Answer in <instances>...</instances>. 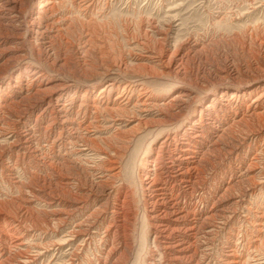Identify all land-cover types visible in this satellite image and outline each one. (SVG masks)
<instances>
[{"label": "rangeland", "instance_id": "1", "mask_svg": "<svg viewBox=\"0 0 264 264\" xmlns=\"http://www.w3.org/2000/svg\"><path fill=\"white\" fill-rule=\"evenodd\" d=\"M40 1L38 0L37 2H34V0H29L28 8L26 11L31 10V8L33 11V9H35L38 6V3ZM47 1L50 3L52 0H50V1L47 0ZM54 1L55 0H53V2ZM71 1H72V3H71ZM1 2H3V3H1ZM56 2H58V3L64 2V3L62 4L63 5L62 6L60 3L58 4ZM55 3L57 4V5L54 4V6L56 7V8L54 7L55 12L53 10V12L50 13V14H52L51 17L49 15V13H47L45 16L41 15L42 17L40 16L41 13L38 14L40 19L33 21L34 26L32 25V30H30V29H26V28H30V26H31V24L28 22V19L25 18V20L23 19L24 21L22 20V18H24L25 15H27V12L26 13L23 12V14H21L22 16L18 15L14 12L13 9H8L9 7L7 6V4H5V0H0V7L2 8V9L0 8V11H1V13H0L1 18L0 19L3 20V21L0 20V23H1L0 26L3 28V29L0 28L1 29L0 31H2V32H0L1 33L0 34V43L2 44V42H4V41L6 42L5 39H8L7 40L8 43L6 42L5 44H2V45H4L5 49H4V47H2V49L0 47V73L3 70L5 71V67L6 68L10 67V66L13 67V65H14V70L12 71L13 74L11 76L9 75L6 77V75L8 73L7 74H2V73L0 74V78L2 77V79L0 80V83L2 82L1 84L3 85V88H1V86H0V96L2 99L0 101V104H1L0 105V211H1L0 212V258H1L0 261L2 263L0 262V264H17V262L19 264H28V263L29 264H46L47 261H48L47 264H57L58 262H60V264H61L62 261H64L65 263L67 262L68 264H78V263L79 264H92V263L93 264H99V263L100 264H113V263L114 264H121L122 262H123L122 264H124V263L125 264H174V263L175 264H195L196 262H199L198 264H200V263L201 264H203V263L204 264H240L241 262H243L241 264H264V255H263L264 254V247H263L264 246V224L261 223V222H264V212H263L264 211V166H261V164L264 165V151H263L264 149H262V148H264V145H263L264 144V137H263L264 136V122H262V121H264V113H263L264 112V101H262V100H264V97L260 101V103L259 102L258 103H255V102L252 103V101H251L252 98L247 99L246 96H240L238 99L237 97H230V95H229V96L225 97L228 100H220L217 102L218 103L216 106V109L218 108L217 111H216V109L212 110V111L208 112V114L206 116H204V119H205L204 123H202V124L199 123L198 125L196 124V125L191 126V127L189 126L190 129H187V131H184L183 128L181 129L182 124H183L182 121H187V120L192 121V119L194 117L195 118L198 117V111L197 110L194 111L192 116L191 115L188 116L187 112L189 110H186L184 113V110L192 104V102H186L189 100L187 98H185L184 93H182V90H184L185 86L190 89V91L192 92L193 95H195V94L197 95L200 93V90L206 88V86L209 87L215 81H221L222 80L226 83L236 84L237 82H235V81H243L244 79H248L249 77H253L254 75H258V76L264 75V70H263L264 69V65H263L264 64V59H263L264 58L263 57V55H264V46H263L264 45V0H80V1L77 0V2H76V0H58V1L56 0ZM78 4H80L79 8L77 7ZM82 4L86 5V6H83ZM26 5H27V3H26ZM4 7H6V8H4ZM57 8L59 10H57ZM82 9H85V10H82ZM36 10L37 9L34 10L35 12L33 11L35 14H36ZM68 15L70 16V18L68 17ZM43 16H44V19H43ZM169 16L171 19L168 18ZM27 17L30 20H32L28 15H27ZM33 17L35 18L34 15H33ZM46 17H47V19H46ZM64 17H68L69 19L64 18ZM172 17H174V19ZM5 18H6V20H5ZM53 18H54V20H53ZM49 19H50V21H49ZM66 19H68V20L66 21ZM70 20H71V22H70ZM90 20L93 23L90 22ZM164 20L169 22L170 26L167 22L165 23ZM172 20H173V23H172ZM37 21L39 22V24ZM53 21L54 22L56 21V22L54 23ZM170 21L172 24L170 23ZM41 22H43V24H41ZM69 22H70V24H69ZM86 22L89 24H87ZM9 23H10V25H9ZM25 23L27 24V27H26ZM47 23H48V25H47ZM64 23H65V25L67 24V27L64 25ZM82 23H85L84 24L85 26L88 25L87 28H89V30H87L86 27ZM90 23H92V24H90ZM150 23L153 26H151ZM71 24H73L72 25L73 27H71ZM161 25H163V26H161ZM255 25H257V27L259 29ZM7 26H9V27H7ZM45 26H47V27H45ZM49 26H50V28H49ZM68 26H70L72 29ZM159 26H161V27H159ZM55 27H56V29H55ZM62 27H66V29L65 28L62 29ZM162 27H163V29H162ZM42 28L45 30H43ZM253 28L255 29V31ZM11 29H13V30H11ZM46 29H48V30H46ZM53 29H54V31H52ZM69 29H71V30H69ZM156 29H158V30L160 29L161 32L160 31L158 32V30H156ZM170 29H172V30H170ZM250 29L252 30V34H251ZM6 30H8V31H6ZM40 30L42 33H40ZM55 30H58V31L60 30V31L58 32ZM85 30H87V31H85ZM166 30H167V32H166ZM4 31H5V33H4ZM31 31H33V32H31ZM88 31H89V33H88ZM10 32H12V33H10ZM36 32H37L38 36L34 34ZM85 32H86V34H85ZM164 32H166V33H164ZM49 33H51V34H49ZM61 33H63V34H61ZM59 34H61V35H59ZM10 35H12V36H10ZM53 35H54V37H53ZM163 35L165 36V38H161V37H164ZM13 36H16V37L12 38ZM24 36H25V38H24ZM155 36H157V37H155ZM58 37L60 40L58 39ZM60 37H62V38H60ZM88 37L90 39L93 38V41H91ZM145 37H146V40H145ZM148 37L150 38V40ZM29 38H30L31 42H29ZM54 39H56L57 43ZM158 39H160V40H158ZM236 39H237V41H236ZM144 40L146 43L148 42L146 45H145ZM164 40H165L166 44L164 43ZM85 41H86V43H84ZM238 41H240V42H238ZM49 42H52V44ZM150 42H151V44H150ZM158 42L161 44H164V46L162 45L160 47V44ZM175 42H179V43H175ZM139 43H141V44H139ZM155 43H156V45H155ZM174 43H175V45L177 44L179 46H175ZM8 44H9V47H8ZM57 44L58 45L60 44V46H57ZM148 44L152 45V47H149L150 45L148 46ZM50 45H52V46H50ZM17 46H19V48ZM49 46H50V49H49ZM56 46L59 47L58 48L59 50L57 49ZM87 46H88V48H87ZM145 46L147 48L148 47L149 48L147 49ZM162 47H163V49H162ZM46 48H47V50H46ZM52 48L53 49L55 48L54 50L56 51L55 52L56 54H54V52H53L54 50L52 51ZM64 48H66L65 51H63ZM150 48H152L153 50L155 49L154 52ZM157 49H158V51H157ZM249 49H251V50H249ZM51 51L53 53H51ZM256 51H259L262 54L259 52L257 54L254 53ZM58 52H59V55H57ZM195 53H196V55H195ZM19 54L20 55L24 54V55L20 56ZM25 54H27V55L25 56ZM146 54L147 55L149 54L151 57H149V55L147 56ZM155 54L156 55L159 54V55L156 56ZM14 55H16V56H14ZM163 55L166 56L165 59H163L164 62L163 61L160 62L159 59ZM177 55L183 56L182 63L177 62L178 64H180L177 67L180 68V66L182 65L181 73H184V76L182 77V75H181L180 78L175 79V77H172V76L166 77V76L161 75L160 73L163 69V65L168 64L170 59L175 58ZM37 56L40 58H38ZM57 56H59V57H57ZM258 56H260V57L258 58ZM17 57L19 60H17ZM43 57H45V58H43ZM63 57L66 58L67 62L66 61L64 62L65 58H63ZM156 57H157V59H156ZM12 58H14V59H12ZM54 58H56V59H54ZM150 58H152V59H150ZM254 58H256V59H254ZM10 59H12V61ZM155 59L158 61H156ZM44 60H45V62H43ZM259 61H261V62H259ZM58 62H59V64H58ZM170 62H172V61H170ZM183 62H185V63L183 64ZM223 62H225V63H223ZM246 62H247V64H246ZM113 64H115V66ZM119 64H120V66H119ZM256 64H259V66ZM236 65L239 66V70L238 69L236 70V67H238ZM245 65L247 67H245ZM25 66L29 67V68H27L28 73L23 72V69ZM50 66H51V68H50ZM117 66L119 69H117ZM249 66H251V67H249ZM62 67H63V69H62ZM64 67H65V70H64ZM111 67H113L114 69ZM115 67H116V69H115ZM231 68H233V69H231ZM247 68L250 71L247 70ZM34 70H36V71L43 70L45 73L48 72V74H58L59 73L58 75H60V78L63 79V80H61V82L66 81V82H70L72 84V86H70V89H68L69 92L67 93V95H65V96L62 95L57 100L50 99V92H52V90L50 87L44 88L41 86L40 82H42V77L39 78V76H38L39 73L36 72L33 75L34 77L29 75ZM93 70H95V71L93 72ZM226 70H228V71H226ZM107 71H110V72L107 73ZM118 71H120V72L118 73ZM122 71L124 73H122ZM234 71H235V73H234ZM61 72H63L65 75ZM77 72L80 74L78 75ZM252 72H254V73H252ZM172 73H175V70H172ZM237 73H238V75H236ZM84 74H85L86 78L83 76ZM86 74H87V76H86ZM98 74H102V75L104 74L103 77L104 76H106V77L100 78L98 76H101V75H98ZM73 75H74V77H73ZM77 75L79 76V78ZM89 75H91L90 76L91 78L89 77ZM248 75H250V76H248ZM30 76H31V78H30ZM76 76L78 79L76 78ZM81 76H82V78H81ZM35 77H38V78H35ZM244 77H248V78H244ZM89 78L90 79L96 78L94 81L92 80L91 83H96L97 86L94 88V91L92 92V94H90L91 97L88 98V97H83V94H82L83 89H84L83 86L80 88L79 91L76 89L75 86H76V84H80V82H82V81H85V84H89V82H87L89 80ZM180 79H182V80H180ZM183 79H184V81H183ZM194 79H196V82H198V84H197V87L199 88V89L197 88L198 90L196 89ZM227 79L228 80L230 79V80L227 81ZM16 80H18V81L16 82ZM106 80H114L113 82L115 83L116 86L114 85L115 86L114 88H112L110 91L105 93V96L108 99L103 100V99H101V94L98 95L96 93V91L101 87V85L104 84V82ZM132 80H135V82H134L135 84H130L132 86H130L129 88H126V87L123 88L124 86H127L128 83H131ZM197 80H200V81H197ZM29 81H30V85H29ZM202 81L205 83L207 82L206 84H208V85H204L205 83L201 85V83H203ZM7 82H10V83H7ZM187 82L190 84H188ZM10 84H13V85H10ZM200 86H202V88ZM5 87H7V90ZM37 89H38V91L36 93H34V90H37ZM39 89L41 90L42 93L39 91ZM42 89H44V91ZM179 90H181V91H179ZM46 91H47V93H44ZM150 92L153 93L155 99H157L158 101L150 100L147 98ZM32 94H34V95H32ZM42 94L45 96H43ZM46 94H48V95H46ZM182 94H183V96H182ZM40 95L43 98L39 97ZM120 95H123V96L118 100L119 101L118 102L119 108L117 105H115L113 108L112 106H113L114 101L116 99L115 96L119 97ZM175 95H176V97H174L173 101H168V99H169L168 97H172ZM32 96H34V99L32 98ZM62 97L65 100L62 99ZM93 97H94V99H93ZM99 99H101V100H99ZM185 99H187V100H185ZM84 100H85V102H84ZM95 100L98 101L99 106H100L96 110L93 109L91 106H89ZM166 100H167V102H166ZM140 101H141V103H140ZM177 101H179V104L177 103ZM225 101H229V102L232 101L233 104L229 105L228 107H226L224 109H220L221 103L222 104L226 103ZM239 101H240V103H239ZM3 102H5V104L6 103L7 104L5 105ZM80 102H83L84 104L82 105V103H80ZM142 102H144V103H142ZM165 102L167 104H165ZM63 103H65V104H63ZM8 104H9V106H8ZM169 104L171 106H173V108L174 107L175 108L174 109H172V107L170 108ZM248 104H249V106L246 108V105H248ZM254 104H256V106ZM38 105H40V106H38ZM1 106L2 107L4 106V107L2 108ZM105 106L108 108V110L109 109H110V111L112 110L110 112V116H108L106 114V112L103 110V108ZM185 106H186V108H185ZM61 107H62V109H64L65 107L66 108L64 110H62ZM120 107H122V108H120ZM162 107H163L164 113L162 112ZM73 108H75V109H73ZM157 108H159V109H157ZM67 109H68V111H67ZM90 109H93L94 111L90 110ZM99 109H101V110H99ZM165 109H166V111H168L169 114L165 111ZM52 110H53V112H52ZM65 110H66V112H65ZM77 110H79V111H77ZM177 110H180L181 113ZM172 111H173V113H172ZM38 112L39 113L41 112V113L39 114ZM78 112H79V114H78ZM95 112L97 113V116H96ZM112 112H114V113L112 114ZM120 112H122L123 114ZM89 113H91V115ZM126 113H127V115H125ZM249 113L250 114L252 113L251 114L252 116L248 115ZM255 113H259V114H255ZM111 114H112V116H111ZM130 114H132V115H130ZM134 114L136 116H133ZM176 114L178 116H176ZM40 115H41V117H40ZM214 115L217 116L218 118L215 117ZM64 116L65 117L68 116L66 118H69V122H66L64 120ZM113 116H114L115 120L117 119L114 124L111 123L112 119H110ZM117 116L119 118H117ZM166 116H167V118H166ZM175 116H176V119L179 118L180 124L177 123L176 124L177 127H176V125L175 126L172 125L173 127L169 126L167 122L168 121L171 122V119H174ZM179 116L180 117L183 116V117L180 118ZM258 116L263 117V118L260 117L262 119L261 121H259L260 118ZM243 117H246V118L243 119ZM248 117L254 118V120L256 122L254 120H251L252 118L249 119ZM34 118H36V119H34ZM96 118H97V120H96ZM124 118H126V119H124ZM168 118H171V119L169 120ZM71 119H72V122L70 123ZM94 119L96 120V122ZM233 119L236 121H234ZM248 119H249V122H248ZM256 119H258V122L260 123L259 125H258V122ZM16 120H17V122H16ZM49 120L51 121V123ZM52 120H53V122H52ZM75 120L77 121V123ZM89 120L90 121L92 120L91 121L92 125H94L96 123L94 126H96V125L97 126L92 127V125L89 124ZM141 120H143V121H141ZM162 120H164V121H162ZM240 120H243V121H240ZM80 121H82V123ZM121 121H123V122H121ZM207 121H208V123H207ZM250 121H251V123L254 121L251 126H250V124H251ZM46 122H48L49 124ZM61 122H62V124H61ZM78 122H80V124H78ZM228 122H230V124ZM237 122H238V124H237ZM45 123H46V125H45ZM159 123H163L164 125L163 124L159 125ZM165 123H167V124H165ZM245 123H248V126ZM73 124H75V125H73ZM84 124H87V125H84ZM109 124L110 125L112 124V125L110 126ZM233 124H236L235 125L236 129L235 128L232 129ZM226 125L228 126V128L230 127L228 130L231 134L229 132H227V130L225 129V128H227ZM237 125H239V126L237 127ZM46 126H48L49 128H47ZM84 126L86 127V129ZM142 126H143V128H142ZM252 126H253V128H250V131L253 134L249 131V129H247V127L249 128ZM254 126H255V128H254ZM15 127L17 130L15 129ZM44 127L47 128V130ZM233 127H234V125H233ZM239 127H242L243 129H241ZM258 127H260V128H258ZM66 128H68V129H66ZM128 128H130V129H128ZM54 129H56V131L59 132L60 137H57L58 139L55 138L58 134ZM60 129H62L61 132L58 131ZM64 129H65V131H64ZM76 129H78V130H76ZM94 129H96V130H94ZM191 129L195 130L194 134H196V133L198 134V137H196V139L195 138L191 139L192 141L188 140L189 137L187 136L188 130H191ZM222 129H223V131H222ZM244 129L246 131H244ZM257 129H259L260 131ZM17 131L19 134L17 133ZM221 132H223V133L221 134ZM225 132H227V133H225ZM80 134L86 135V136H82ZM88 134L90 137L95 136L94 139L97 142H95L92 137H91L92 138L91 139L88 136ZM203 134H205V135H203ZM27 135H29V136H27ZM200 135H202V136H200ZM217 135H218V137H217ZM233 135L235 137H232ZM6 136L8 137V139ZM25 136L28 138H26ZM112 136L115 138H113ZM117 136H118V138L120 136L119 140L121 141L123 139L124 142H122V141L120 142L119 140H118L119 141L118 142ZM180 136H181V138H180ZM219 136H220V138H219ZM260 136H262V137H260ZM61 137H63V138H61ZM107 137H108V139H107ZM51 138H52V140H51ZM53 138H54V140H53ZM81 138H83L84 140ZM86 138H89V141H91V143L93 144V145L91 144V146H93V147L90 146V142ZM101 138H102V140H101ZM103 138H106V140ZM124 138L125 139L127 138L126 141ZM128 138H131V140ZM14 139L15 140L19 139V140L16 142ZM23 139H25V140H23ZM66 140H69V141L67 142ZM103 140H105V141H103ZM212 140H214L215 143L218 140L219 141L215 145L214 141H212ZM8 141L9 142L11 141L12 145L13 144L14 145L12 146L11 144H9ZM53 141H55V142H53ZM59 141L61 142V144ZM13 142H15V143H13ZM18 142H19V144H18ZM29 142H31V143H29ZM64 142H66V143L63 144ZM71 142H72V144H71ZM210 142L212 143V145ZM85 143L88 144L90 149H87V148L83 149L82 145ZM118 143H120V146ZM123 143H125V144H123ZM173 143H176V144H173ZM186 143H188V146L185 145ZM252 143H254V144H252ZM28 144H29V146H28ZM121 144L125 145V146H122ZM161 144H162V148H161ZM104 145L106 146V148ZM112 145H114V146L116 145L115 148H113L114 146H112ZM117 145L120 149L117 147ZM167 145H168V147H167ZM121 147L122 148L124 147V148L122 149ZM186 147L191 148L190 150H191L192 154L190 153V155L192 157H194L190 161H187V162L184 160H181L177 156L179 151H180L179 149H183ZM207 147H209V149H207ZM27 148H28V150H27ZM95 148L97 150H93ZM111 148L114 150H112ZM117 148L119 150H117ZM158 148H159V150H158ZM11 149H14V150L12 151ZM32 149H34V151ZM105 149L108 153L105 151ZM22 150H24V151H22ZM98 150H100V152L102 151L101 153L103 155L98 154L97 153V152H99ZM256 150H257V152H256ZM20 151H22V152L20 153ZM112 151H116V152H114L115 155H117L121 152L122 154L120 153L119 155H121V157H123V158H121L119 160L120 156H118V155H117V157L114 156ZM202 151H203V153H202ZM206 151L208 153H206ZM16 152H17V154H16ZM261 152H263V153H261ZM104 153H106V157L108 156L107 158H109V159H107L105 157ZM162 154H163V156H162ZM21 155H23V156H21ZM110 155H112L116 158H114ZM172 155H173V157H171ZM86 156H87V158H86ZM159 156H160V159H159ZM202 156H203V158H202ZM199 157H200V159H202V161L199 160ZM95 158H97V160ZM103 158H105V159H103ZM111 158H114L115 160L114 159L112 160ZM170 158H171V160H170ZM168 159H169V161H168ZM50 160H51V162H50ZM109 160H111V163H112V164L110 163L111 167H108L105 170V167H107V166H105L104 163L110 162ZM196 160H198V161H196ZM118 161H119V163H118ZM53 162L56 163L61 169L58 168V166L56 164H54ZM65 162H67L66 165L67 164L70 165V166L67 165L68 169H67L66 165L64 166V164H60V163H65ZM198 162H201V163H199L200 165L198 164ZM248 162H249V164H248ZM255 162H257V163H255ZM51 163H52V166H49V164L51 165ZM72 163H74V164H72ZM90 163L95 168L93 167V169H92V166H90ZM161 163L163 165H161ZM175 163H177V164L175 165ZM191 163H196L198 165L195 164L196 166L195 165L189 166ZM201 164H202V166H201ZM114 165H115V167H114ZM255 165L257 167H254ZM117 166H118V168H117ZM249 166H251V168ZM252 166H253V168H252ZM7 167L9 169H7ZM50 167H52L55 171L52 170V168H50ZM63 167H65L67 170ZM72 167H74V168H72ZM147 167H149L150 173L146 172L144 170ZM155 167H157V168H155ZM194 167H195V169H194ZM261 167H263V168H261ZM187 168L188 169L190 168V170H188ZM197 168H199V169H197ZM243 168H245V169H243ZM114 169H115L116 173H115V175H112ZM192 169H193V171H192ZM58 170L62 171V173H60ZM79 170H80V172H79ZM49 171H50V173H52V175L49 173ZM67 171H69V172H67ZM179 171H182V175H183L182 177L179 176V174H178ZM196 171H197V173H196ZM55 172H59V173H55ZM71 172H73V173L70 174ZM153 172H155V173L157 172L156 173L157 175L154 177L149 176ZM117 173H119V174H117ZM77 174H79L80 176L79 175L76 176ZM146 174H147V176H146ZM164 174H167V175H164ZM171 174H173L176 177L172 176ZM49 175L51 177H49ZM108 175H110V176H108ZM63 176H65V177H63ZM67 176H70V177H67ZM75 176L77 178H74ZM78 177H80V178H78ZM149 177H151V179L155 178V177L158 179V177L159 178L161 177V179H159V181L156 178L151 180ZM109 178H111V179L109 180ZM180 178L182 179V181ZM38 179H39V181H38ZM50 179H52V180H50ZM79 179H81L82 181L80 180V182H79L78 181ZM112 179H114V182L112 181ZM186 179H187V181H186ZM195 179H196L195 182L198 184H196V183L194 184ZM60 180H62V182ZM107 180H109V181H107ZM190 180L193 183L190 182ZM104 181H106V184L104 183ZM153 181H157L159 183L156 184L157 186H152L151 189L148 188L151 186V183H153ZM164 181H165V183H164ZM42 182L44 183V185H42L43 184ZM53 182H55V183H53ZM64 182H65V184H64ZM67 182H68V184H67ZM75 182H77L78 184ZM110 182H113L115 185L113 183H111L113 187H109V186H111V185H109ZM176 182H177V184H176ZM99 183H100V185L102 184L101 187H99L100 186ZM178 183H180V184H178ZM181 183H182V185H181ZM191 183L193 184L192 185L193 188L190 187ZM253 183L256 186L253 185ZM153 184H155V183H153ZM184 184H185V186H183ZM64 185H66V187H64ZM106 185H108V186H106ZM148 185H150V186H148ZM230 185H233V186L231 187ZM250 185H252V186H250ZM43 186H44V188H43ZM51 186H53V188H51ZM158 186H162V187L164 186L163 187L165 189L164 194H163L162 190H160L159 188L155 189ZM194 186H196V187H194ZM62 187L64 188V191H62L63 190ZM90 187H91V189H89ZM182 187L186 191H184ZM38 188H40V189H38ZM152 188H154V189H152ZM60 189H62V190H60ZM49 190L51 192L54 191V192H52V195H55V196H52L50 194L51 192ZM112 190L114 191V194H113ZM223 190L225 193L223 192ZM27 191H28V193H27ZM56 191L58 192V194ZM69 191L74 192V194H70V197H69V193H68ZM32 192L35 195L34 194L31 195ZM45 192H48V194L47 193L44 194ZM55 192L58 195V197H56L57 195L55 194ZM63 192H65V193H63ZM75 192H77V194ZM189 192H192V193H189ZM62 193H63V195H62ZM79 193H81V194H79ZM187 193L190 195L188 196ZM71 195H72V197H71ZM80 195H82V196H80ZM88 195H89V197H87ZM37 196L39 198H42L43 200L42 199L39 200V198H37ZM43 196L45 199L43 198ZM219 196L221 198H219ZM67 197H68V199H67ZM73 197H74V200H77V197H79L78 198L79 200L82 199V201L85 202L86 208L84 210H81V212H80L75 207L78 205H73V203H74V200L72 199ZM80 197H82V198L80 199ZM85 197H87V198L83 199ZM143 197H145L146 200H144L145 198H143ZM64 198H66V200ZM185 198H186V200H185ZM125 199H127V200H125ZM220 199H222L223 201H220ZM236 199H239V200H236ZM45 200H46V202H45ZM164 200H165V202H164ZM210 200H211V202H210ZM217 200L219 201L220 204L217 203L218 202ZM143 201H145V202L147 201L146 204ZM151 201H153V202H151ZM158 201H160L161 203ZM213 201H215L214 205H213ZM239 201H240V203H239ZM104 202H105V204H104ZM99 204H101V205H99ZM103 204L105 206H103ZM124 205H126V206H124ZM170 205H172V206L170 207ZM106 206H108V208ZM192 206H193V208H192ZM222 206L227 207V208H224ZM234 206H235V208H234ZM27 207H28V209H26ZM147 207L149 208V210ZM230 207H232V208H230ZM56 208H60V209L56 210ZM64 208H65V210H64ZM106 208H107V211H104V210H106ZM183 208H184V210H182ZM255 208H256V210L254 211ZM66 209L68 210V212H70V216L72 215L71 217H66L63 214H59L62 211L66 212ZM98 209H100V210L98 211ZM101 209L103 211H101ZM111 209L113 211H110ZM116 209H117V211L115 212ZM175 209H177V211H178L177 213H176ZM229 209L230 210L235 209V210L230 211ZM86 210H87V212H85ZM121 210L124 211V214H123V212H121ZM48 211H50V212H48ZM95 211H96V213H95ZM186 211H188L187 213H189V214H186ZM52 212H54V213H52ZM113 212H114V214H113ZM183 212H184V214H183ZM217 212H218V214H217ZM233 212H234V214H233ZM9 213H11V214L9 215ZM88 213L91 215H89ZM213 213H214V215H213ZM219 213H221L222 215ZM225 213H227L229 216ZM211 214L213 216H211ZM215 214H217V215H215ZM223 214H224V216H223ZM240 214H241V217L238 216ZM260 214H262L263 217ZM12 215H13V217H12ZM23 215H25L26 217H24ZM230 215H231V217H230ZM61 216H63L64 218L66 217V220L63 219ZM75 216H77V217H75ZM91 216L94 218V220ZM124 216L127 218H125ZM183 216H185V217H183ZM209 216H211L212 218L213 217H215V218L212 219ZM53 217L54 218L56 217V218L54 219ZM114 217H115V219H114ZM173 217L175 219L177 217V219L174 220ZM179 217H181V219ZM191 217L193 220L190 219ZM199 217L202 218L203 220H201ZM223 217H225V220ZM16 218H18V219H16ZM57 218L58 219L61 218L60 221H58ZM124 218H125V221H124ZM204 218H206V219H204ZM85 219H87V220L85 221ZM108 219L109 220L111 219V220L109 221ZM207 219H209L214 225L210 224L211 222ZM17 220H19L21 223ZM247 220H249V221H247ZM61 221H64V222H62L63 224L59 223ZM74 221H76V222H74ZM201 221H202V223L199 224ZM83 222H84V224H83ZM111 222L113 224H111ZM121 222H122V224H121ZM205 222H208V223H206L207 225L204 224ZM85 223H86V225H85ZM91 223H92V225H91ZM106 223H107L108 227H107ZM153 223H155V224H153ZM17 224H18V226H17ZM21 224H22V226H21ZM44 224L47 226H45ZM52 224H54V225H52ZM56 224L58 226H56ZM218 224L220 227L218 226ZM37 225H39V226H37ZM198 225H199V230L201 231V233L198 229H196ZM42 226L44 227V229H42L43 228ZM50 226H51V228H50ZM76 226H78V227H76ZM94 226H95V228H94ZM191 226H192V229L189 228ZM17 227H19V228H17ZM45 227H47L48 229ZM52 227L55 228V230H53ZM259 227H260V229H259ZM70 228H71V230L73 228V232L70 230ZM82 228L84 230L88 228V230H85V232H84V230ZM106 228H108L109 230L108 229L105 230ZM115 228H117V229H115ZM253 228L256 230H254ZM81 229L83 231H80ZM158 229H161V230L158 231ZM3 230H5L7 232V234H4L5 232H3ZM49 230H51V231H49ZM67 230L69 232H67ZM208 230H209V232H212V234L208 233ZM70 231H71V233H70ZM8 232L10 234L9 236H8ZM44 232H45V234H44ZM79 232H81V233H79ZM111 232L114 234H111ZM231 232H234V233L232 234ZM88 233H90V234H88ZM118 233H120V234H118ZM247 233H248V235H247ZM18 234L19 235L22 234V235L19 236ZM164 234H166V235H164ZM199 234H201V235H199ZM69 235H70V237L73 236L71 238L72 241L69 238ZM94 235H95V238L93 237ZM101 235H103V236H101ZM115 235H117L118 237ZM256 235H257V239H255ZM15 236H16V238H15ZM90 236H92V237H90ZM99 236L101 238L100 241H99ZM154 236H156L155 239H154ZM9 237H11V238L9 239ZM195 237L197 239H195ZM60 239L61 240L64 239L63 243H61L62 241ZM253 239H255V240H253ZM10 240H11V242H8ZM49 240H51V241H49ZM192 240H194V242ZM64 241H65V244H64ZM110 241L112 242V244ZM181 241H182V243L178 244L179 245V247H178L177 243H179ZM49 242H51V243H49ZM71 242H73V243H71ZM80 242H81V244L82 243L83 244L82 245L80 244L78 246L77 244H79ZM88 242H90V243H88ZM196 242H197V245H196ZM262 242H263V245H260V243L262 244ZM44 243H47V244H45V247L42 246V245H44ZM153 243H155V244H153ZM193 243H195V244H193ZM198 243H200V244H198ZM257 243H258V245H257ZM39 244L41 247L39 246ZM56 244L57 245L59 244V245L57 246ZM110 244L113 246H111ZM165 244H166V247H165ZM9 245H11V246L13 245V246L11 247ZM47 245H48V247H47ZM114 245H116L117 248H114ZM188 245L190 247H187ZM191 245H192V247H191ZM254 245L256 247H253ZM7 246H9V247H7ZM122 246H123V251H122ZM124 246H126V247H124ZM228 246H229V248H228ZM257 246L258 247L260 246V248H258ZM14 247H16V248H14ZM25 247H27V248H25ZM50 247H52V248H50ZM73 247H75V250ZM9 248H11L12 250L10 251ZM20 248L23 250H21ZM28 248H29V250H28ZM72 248H73V250H72ZM125 248H126V251H125ZM173 248H174V250H173ZM177 248H184L182 250H184L186 252V254H188V255H186L187 258L184 257V258L180 259L181 260L180 261L179 258L176 256V250L175 249H177ZM3 249H5V250L3 251ZM32 249H33V251H32ZM47 249H49V250H47ZM107 249H110V250L112 249L111 250L112 253L109 252L110 250H108V252H107ZM194 249L196 250V252H192V251H195ZM201 249H203V250H201ZM20 250L23 252L20 253L19 252ZM258 250H259V252H258ZM35 251H41V252H37V255H35V253H34ZM251 251H252V253H251ZM124 252L127 254L124 255ZM161 252H163V254ZM201 252H202V254H201ZM58 253H60V254H58ZM105 253H107V254L105 255ZM22 254H25V255H22ZM117 254H120V255H117ZM189 254H190V256H189ZM199 254H201L202 256ZM203 254L205 257H203ZM102 255H104V256H102ZM121 255H123L124 257H122ZM162 255H164V256H162ZM24 256H26V257H24ZM29 256H30V258H29ZM32 256H33V258H32ZM174 256H175V258H174ZM198 256H201V257H198ZM38 257H39V259H38ZM55 257H56V259H54ZM176 257H177V259H176ZM220 257H222V258L220 259ZM255 257H257V258H255ZM49 258H51V259H49ZM124 258H125L126 262L124 261ZM167 258H169V259H167ZM197 258H199V260H197ZM242 258H243V260H242ZM6 259L7 260L9 259V260L7 261ZM22 259H24V260H22ZM102 259H104V260H102ZM113 259L114 260L116 259L120 263L119 262L116 263L117 261L116 260L114 261ZM162 259H164V260L162 261ZM189 259H191V260H189ZM234 259H235V261H234ZM222 260H223V262H222ZM226 260H227V262H226ZM53 261L55 263H53ZM112 261H113V263H111ZM224 262H226V263H224ZM65 263H63V264H65Z\"/></svg>", "mask_w": 264, "mask_h": 264}, {"label": "bare ground", "instance_id": "2", "mask_svg": "<svg viewBox=\"0 0 264 264\" xmlns=\"http://www.w3.org/2000/svg\"><path fill=\"white\" fill-rule=\"evenodd\" d=\"M37 1H38V0H34V2H37ZM39 1H40V0H39ZM49 1H50V0H49ZM55 1H56V0H55ZM55 1L53 2V0H52V1L49 3L47 0H41V1L38 3V6L35 8V9H37V10H36V14L34 13V12H35V11H34L35 9H33V11H34V12H33V11H32V8H31V10L26 11L27 8H28L29 0H5V4H7V6L9 7L8 9H13L14 12H15L16 14H18V15L23 14V12H24V13L27 12V15H28L32 20H30V19L27 17V15H25V17L22 18V20H23V19L25 20V18L28 19V22L31 24V26H30V28H26V27H27V24L25 23V24H26V27H25V28H26V29H30V30H32L33 21H36V20L40 19L39 16H38V14L41 13L40 16H41V15H44V16H45L47 13H49V15H50V17H51L52 14H50V13H52L53 10H54V12H55V9H54L55 6H54V4L58 3V2L55 3ZM57 1H58V0H57ZM79 1H80V0H79ZM60 2H61V1H60ZM60 2H59V3H60ZM64 2H65V1H64ZM64 2H63V3H64ZM73 2H74V1H73ZM76 2H77V0H76ZM93 2H94V1H93ZM1 3H3V2H1ZM26 3H27V5H26ZM59 3H58V4H59ZM63 3H60V4L62 5ZM71 3H72V1H71ZM83 3H84V2H83ZM89 3H90V2H89ZM89 3H88V4H89ZM90 4H91V3H90ZM56 5H57V4H56ZM79 5H80V4L77 5L78 8H79ZM82 5H83V4H82ZM58 6H59V5H58ZM62 6H63V5H62ZM83 6H86V5H83ZM92 6H93V5H92ZM0 8H1V7H0ZM4 8H6V7H4ZM55 8H56V7H55ZM82 8H83V7H82ZM91 8H92V7H91ZM1 9H2V8H1ZM57 10H59V9L57 8ZM82 10H85V9H82ZM7 11H8V10H7ZM0 13H1V11H0ZM5 14H6V13H5ZM2 15H3V14H2ZM33 15L35 16V18L33 17ZM49 15H48V16H49ZM0 16H1V15H0ZM10 16H11V15H10ZM16 16H17V15H16ZM21 16H22V15H21ZM44 16H43V19H44ZM62 16H63V15H62ZM3 17H4V16H3ZM41 17H42V16H41ZM68 17L70 18L69 15H68ZM68 17H64V18H68ZM89 17H90V16H89ZM0 18H1V17H0ZM6 18H7V17H6ZM6 18H5V20H6ZM69 18H68V19H69ZM81 18H82V17H81ZM168 18H170V16H169ZM172 18L174 19V17H172ZM11 19H12V18H11ZM46 19H47V17H46ZM62 19H63V18H62ZM68 19H66V21H67ZM91 19H92V18H91ZM164 19H165V18H164ZM166 19H167V18H166ZM170 19H171V18H170ZM0 20H2V19H0ZM13 20H14V19H13ZM15 20H16V19H15ZM24 20H23V21H24ZM41 20H42V19H41ZM41 20H40V21H41ZM51 20H52V19H51ZM53 20H54V18H53ZM55 20H56V19H55ZM72 20H73V19H72ZM167 20H168V19H167ZM2 21H3V20H2ZM16 21H17V20H16ZM16 21H15V22H16ZM19 21H20V20H19ZM49 21H50V19H49ZM28 22H27V23H28ZM37 22H38V21H37ZM45 22H46V21H45ZM53 22H54V21H53ZM55 22H56V21H55ZM55 22H54V23H55ZM61 22H62V21H61ZM70 22H71V20H70ZM70 22H69V24H70ZM87 22H88V21H87ZM87 22H86V23H87ZM90 22H92V21L90 20ZM162 22H163V21H162ZM164 22L166 23L167 21L164 20ZM34 23H35V22H34ZM48 23H49V22H48ZM48 23H47V25H48ZM51 23H52V22H51ZM92 23H93V22H92ZM92 23H90V24H92ZM167 23L169 24V22H167ZM170 23H171V21H170ZM172 23H173V20H172ZM172 23H171V24H172ZM16 24H17V23H16ZM38 24H39V22H38ZM41 24H43V22H41ZM69 24H68V25H69ZM82 24L84 25L85 23H82ZM87 24H89V23H87ZM150 24H151V23H150ZM150 24H149V25H150ZM0 25H1V23H0ZM9 25H10V23H9ZM28 25H29V24H28ZM64 25H65V23H64ZM72 25H73V24H71V27H73ZM83 25H82V26H83ZM33 26H34V25H33ZM37 26H38V25H37ZM51 26H52V25H51ZM65 26L67 27V24H66ZM84 26H85V25H84ZM84 26H83V27H84ZM151 26H153V25L151 24ZM151 26H150V27H151ZM161 26H163V25H161ZM161 26H159V27H161ZM169 26H170V24H169ZM255 26L257 27V25H255ZM7 27H9V26H7ZM40 27H41V26H40ZM45 27H47V26H45ZM52 27H53V26H52ZM66 27H62V29H64V28L66 29ZM68 27H70V26H68ZM71 27H70V28H71ZM83 27H82V28H83ZM85 27H86L87 30H89V28H87L88 25L85 26ZM85 27H84V28H85ZM147 27H148V26H147ZM256 27H255V28H256ZM260 27H261V26H260ZM0 28H2V27L0 26ZM49 28H50V26H49ZM173 28H174V27H173ZM257 28H258V27H257ZM257 28H256V29H257ZM2 29H3V28H2ZM9 29H10V28H9ZM34 29H35V28H34ZM42 29H43V28H42ZM55 29H56V27H55ZM71 29H72V28H71ZM71 29H69V30H71ZM93 29H94V28H93ZM140 29H141V28H140ZM162 29H163V27H162ZM165 29H166V28H165ZM168 29H169V28H168ZM251 29H252V28H251ZM251 29H250V30H251ZM253 29H254V28H253ZM258 29H259V28H258ZM0 30H1V29H0ZM11 30H13V29H11ZM19 30H20V29H19ZM43 30H45V29H43ZM43 30H42V31H43ZM46 30H48V29H46ZM82 30H83V29H82ZM87 30H85V31H87ZM141 30H142V29H141ZM144 30H145V29H144ZM149 30H150V29H149ZM151 30H152V29H151ZM156 30H158V29H156ZM170 30H172V29H170ZM6 31H8V30H6ZM37 31H38V30H37ZM52 31H54V29H53ZM55 31H58V30H55ZM59 31H60V30H59ZM59 31H58V32H59ZM65 31H66V30H65ZM65 31H64V32H65ZM159 31H160V29L158 30V32H159ZM254 31H255V29H254ZM0 32H2V31H0ZM31 32H33V31H31ZM43 32H44V31H43ZM69 32H70V31H69ZM160 32H161V31H160ZM162 32H163V31H162ZM166 32H167V30H166ZM166 32H164V33H166ZM4 33H5V31H4ZM4 33H3V34H4ZM10 33H12V32H10ZM24 33H25V32H24ZM40 33H42L41 30H40ZM56 33H57V32H56ZM56 33H55V34H56ZM65 33H66V32H65ZM71 33H72V32H71ZM88 33H89V31H88ZM244 33H245V32H244ZM0 34H1V33H0ZM27 34H28V33H27ZM34 34L37 35V32L34 33ZM49 34H51V33H49ZM61 34H63V33H61ZM61 34H59V35H61ZM83 34H84V33H83ZM85 34H86V32H85ZM170 34H171V33H170ZM247 34H248V33H247ZM251 34H252V30H251ZM20 35H21V34H20ZM35 35H34V36H35ZM56 35H57V34H56ZM89 35H90V34H89ZM93 35H94V34H93ZM93 35H92V36H93ZM144 35H145V34H144ZM164 35H165V34H164ZM164 35H163V36H164ZM242 35H243V34H242ZM8 36H9V35H8ZM10 36H12V35H10ZM22 36H23V35H22ZM22 36H21V37H22ZM25 36H26V35H25ZM25 36H24V38H25ZM37 36H38V35H37ZM48 36H49V35H48ZM90 36H91V35H90ZM90 36H89V37H90ZM147 36H148V35H147ZM166 36H167V35H166ZM233 36H234V35H233ZM247 36H248V35H247ZM249 36H250V35H249ZM15 37H16V36H13L12 38H15ZM39 37H40V36H39ZM45 37H46V36H45ZM53 37H54V35H53ZM55 37H56V36H55ZM89 37H88V38H89ZM143 37H144V36H143ZM155 37H157V36H155ZM244 37H245V36H244ZM257 37H258V36H257ZM1 38H2V37H1ZM35 38H36V37H35ZM51 38H52V37H51ZM56 38H57V37H56ZM60 38H62V37H60ZM78 38H79V37H78ZM85 38H86V37H85ZM148 38H149V37H148ZM159 38H160V37H159ZM161 38H165V36H164V37H161ZM161 38H160V39H161ZM21 39H22V38H21ZM36 39H37V38H36ZM52 39H53V38H52ZM58 39H59V37H58ZM80 39H81V38H80ZM89 39H90V38H89ZM160 39H158V40H160ZM243 39H244V38H243ZM5 40H6V42L8 43V41H7L8 39H5ZM34 40H35V39H34ZM37 40H38V39H37ZM47 40H48V39H47ZM54 40L56 41V39H54ZM59 40H60V39H59ZM90 40L93 41V38L90 39ZM90 40H89V41H90ZM145 40H146V37H145ZM145 40H144V42H145ZM149 40H150V38H149ZM161 40H162V39H161ZM260 40H261V39H260ZM83 41H84V40H83ZM89 41H88V42H89ZM151 41H152V40H151ZM154 41H155V40H154ZM181 41H182V40H181ZM181 41H180V42H181ZM183 41H184V40H183ZM236 41H237V39H236ZM6 42L4 41V42H2V44H5ZM29 42H31L30 38H29ZM53 42H54V41H53ZM161 42H162V41H161ZM238 42H240V41H238ZM9 43H10V42H9ZM18 43H19V42H18ZM49 43L52 44V42H49ZM56 43H57V41H56ZM84 43H86V41H85ZM91 43H92V42H91ZM147 43H148V42H147ZM147 43L145 42V45H146ZM158 43H159V42H158ZM164 43H165V40H164ZM175 43H179V42H175ZM175 43H174V45H175ZM193 43H194V42H193ZM241 43H242V42H241ZM2 44L0 43V47H1V49H2V47H4V45H2ZM29 44H30V43H29ZM66 44H67V43H66ZM139 44H141V43H139ZM150 44H151V42H150ZM150 44H148V46H149ZM153 44H154V43H153ZM159 44H160V47H161L162 45L164 46V44H161V43H159ZM165 44H166V43H165ZM188 44H189V43H188ZM188 44H187V45H188ZM11 45H12V44H11ZM39 45H40V44H39ZM39 45H38V46H39ZM48 45H49V44H48ZM98 45H99V44H98ZM102 45H103V44H102ZM155 45H156V43H155ZM191 45H192V44H191ZM197 45H198V44H197ZM260 45H261V44H260ZM13 46H14V45H13ZM21 46H22V45H21ZM50 46H52V45H50ZM50 46H49V49H50ZM57 46H60V44H59V45L57 44ZM57 46H56V47H57ZM99 46H100V45H99ZM135 46H136V45H135ZM137 46H138V45H137ZM175 46H179V45L176 44ZM263 46H264V45H263ZM8 47H9V44H8ZM15 47H16V46H15ZM15 47H14V48H15ZM17 47L19 48V46H17ZM39 47H40V46H39ZM44 47H45V46H44ZM46 47H47V46H46ZM54 47H55V46H54ZM76 47H77V46H76ZM101 47H102V46H101ZM139 47H140V46H139ZM139 47H138V48H139ZM141 47H142V46H141ZM145 47H146V46H145ZM149 47H152V45H150ZM149 47H148V48H149ZM167 47H168V46H167ZM190 47H191V46H190ZM242 47H243V46H242ZM6 48H7V47H6ZM21 48H22V47H21ZM58 48H59V47H57V49H58ZM87 48H88V46H87ZM135 48H136V47H135ZM142 48H143V47H142ZM146 48H147V47H146ZM146 48H145V49H146ZM148 48H147V49H148ZM154 48H155V47H154ZM158 48H159V47H158ZM4 49H5V47H4ZM12 49H13V48H12ZM15 49H16V48H15ZM54 49H55V48H54ZM54 49L52 48V51H53ZM65 49H66V48H64L63 51H65ZM145 49H144V50H145ZM150 49H152V48H150ZM159 49H160V48H159ZM162 49H163V47H162ZM165 49H166V48H165ZM175 49H176V48H175ZM193 49H194V48H193ZM193 49H192V50H193ZM239 49H240V48H239ZM16 50H17V49H16ZM46 50H47V48H46ZM58 50H59V49H58ZM60 50H61V49H60ZM89 50H90V49H89ZM142 50H143V49H142ZM152 50H153V49H152ZM154 50H155V49H154ZM154 50H153V52H154ZM169 50H170V49H169ZM176 50H177V49H176ZM184 50H185V49H184ZM249 50H251V49H249ZM252 50H253V49H252ZM6 51H7V50H6ZM37 51H38V50H37ZM42 51H43V50H42ZM42 51H41V52H42ZM52 51H51V53L54 52V54H56V53H55V52H56L55 50H54L53 52H52ZM83 51H84V50H83ZM157 51H158V49H157ZM167 51H168V50H167ZM172 51H173V50H172ZM4 52H5V51H4ZM39 52H40V51H39ZM59 52H60V51H59ZM59 52H58L57 55H59ZM144 52H145V51H144ZM169 52H170V51H169ZM174 52H175V51H174ZM182 52H183V51H182ZM185 52H186V51H185ZM192 52H193V51H192ZM251 52H252V51H251ZM258 52H259V51H256V52H254V53L257 54ZM44 53H45V52H44ZM148 53H149V52H148ZM156 53H157V52H156ZM162 53H163V52H162ZM162 53H161V54H162ZM259 53H261V52H259ZM38 54H39V53H38ZM38 54H37V55H38ZM49 54H50V53H49ZM54 54H53V55H54ZM140 54H141V53H140ZM166 54H167V53H166ZM256 54H255V55H256ZM261 54H262V53H261ZM1 55H2V54H1ZM19 55H20V54H19ZM22 55H24V54H22ZM22 55H20V56H22ZM26 55H27V54H25V56H26ZM35 55H36V54H35ZM40 55H41V54H40ZM84 55H85V54H84ZM143 55H144V54H143ZM146 55H147V54H146ZM148 55H149V54H148ZM148 55H147V56H148ZM152 55H153V54H152ZM155 55H156V54H155ZM157 55H159V54H157ZM157 55H156V56H157ZM195 55H196V53H195ZM199 55H200V54H199ZM14 56H16V55H14ZM47 56H48V55H47ZM100 56H101V55H100ZM100 56H99V57H100ZM104 56H105V55H104ZM169 56H170V55H169ZM197 56H198V55H197ZM260 56H261V55H260ZM260 56H258V58H259ZM23 57H24V56H23ZM29 57H30V56H29ZM37 57H38V56H37ZM45 57H46V56H45ZM45 57H43V58H45ZM48 57H49V56H48ZM54 57H55V56H54ZM57 57H59V56H57ZM60 57H61V56H60ZM149 57H151V56L149 55ZM149 57H148V58H149ZM152 57H153V56H152ZM159 57H160V56H159ZM165 57H166L165 55L161 56L160 59H159V61L162 62L163 59H165ZM173 57H174V56H173ZM186 57H187V56H186ZM192 57H193V56H192ZM255 57H256V56H255ZM261 57H262V56H261ZM263 57H264V55H263ZM263 57H262V58H263ZM25 58H26V57H25ZM38 58H40V57H38ZM63 58H65V57H63ZM86 58H87V57H86ZM6 59H7V58H6ZM12 59H14V58H12ZM12 59H10V60L12 61ZM41 59H42V58H41ZM54 59H56V58H54ZM57 59H58V58H57ZM150 59H152V58H150ZM156 59H157V57H156ZM156 59H155V60H156ZM254 59H256V58H254ZM263 59H264V58H263ZM17 60H19L18 57H17ZM42 60H43V59H42ZM50 60H51V59H50ZM52 60H53V59H52ZM96 60H97V59H96ZM4 61H5V60H4ZM7 61H8V60H7ZM14 61H15V60H14ZM22 61H23V60H22ZM65 61H66V58H65L64 62H65ZM104 61H105V60H104ZM146 61H147V60H146ZM156 61H158V60H156ZM156 61H155V62H156ZM170 61H172V62H170ZM170 61H169L168 64L163 65V69H164V70L162 69V71H161L160 74L163 75V76H166V77H170V76H172V77H175V79L180 78L181 75H182V77H183V76H184V73H181V67H182V65L180 66V68L177 67V66L180 65V64H178L177 62H181V63H182V61H183V56H178V55H177L175 58H173V59L171 58ZM187 61H188V60H187ZM16 62H17V61H16ZM43 62H45V60H44ZM49 62H50V61H49ZM66 62H67V61H66ZM97 62H98V61H97ZM152 62H153V61H152ZM163 62H164V61H163ZM243 62H244V61H243ZM256 62H257V61H256ZM259 62H261V61H259ZM262 62H263V61H262ZM46 63H47V62H46ZM61 63H62V62H61ZM100 63H101V62H100ZM118 63H119V62H118ZM166 63H167V62H166ZM184 63H185V62H183V64H184ZM189 63H190V62H189ZM213 63H214V62H213ZM223 63H225V62H223ZM10 64H11V63H10ZM58 64H59V62H58ZM79 64H80V63H79ZM147 64H148V63H147ZM151 64H152V63H151ZM153 64H154V63H153ZM246 64H247V62H246ZM53 65H54V64H53ZM55 65H56V64H55ZM93 65H94V64H93ZM111 65H112V64H111ZM113 65L115 66V64H113ZM116 65H117V64H116ZM123 65H124V64H123ZM154 65H155V64H154ZM174 65H175V66H174ZM187 65H188V64H187ZM224 65H225V64H224ZM256 65L259 66V64H256ZM263 65H264V64H263ZM8 66H9V65H8ZM17 66H18V65H17ZM20 66H21V65H20ZM39 66H40V65H39ZM104 66H105V65H104ZM109 66H110V65H109ZM114 66H113V67H114ZM119 66H120V64H119ZM149 66H150V65H149ZM184 66H185V65H184ZM233 66H234V65H233ZM233 66H232V67H233ZM236 66H238V65H236ZM113 67H111V68H113ZM154 67H155V66H154ZM156 67H157V66H156ZM161 67H162V66H161ZM245 67H247V66L245 65ZM249 67H251V66H249ZM249 67H248V68H249ZM262 67H263V66H262ZM27 68H29V67L25 66L24 69H23V72H27V71H28ZM38 68H39V67H38ZM43 68H44V67H43ZM50 68H51V66H50ZM59 68H60V67H59ZM66 68H67V67H66ZM94 68H95V67H94ZM122 68H123V67H122ZM207 68H208V67H207ZM220 68H221V67H220ZM225 68H226V67H225ZM248 68H247V70H249ZM257 68H258V67H257ZM3 69H4V68H3ZM62 69H63V67H62ZM76 69H77V68H76ZM80 69H81V68H80ZM113 69H114V68H113ZM115 69H116V67H115ZM117 69H119L118 66H117ZM159 69H160V68H159ZM221 69H222V68H221ZM231 69H233V68H231ZM237 69L239 70V66L236 67V70H237ZM13 70H14V65H13V67H12V66L7 67V68L5 67V71L3 70L1 73H2V74H7V73H8V74L6 75V77H7V76H9V75L11 76V75L13 74V73H12ZM57 70H58V69H57ZM57 70H56V71H57ZM64 70H65V67H64ZM97 70H98V69H97ZM97 70H96V71H97ZM160 70H161V69H160ZM172 70H175V73H172ZM210 70H211V69H210ZM217 70H218V69H217ZM263 70H264V69H263ZM61 71H62V70H61ZM79 71H80V70H79ZM82 71H83V70H82ZM94 71H95V70H93V72H94ZM99 71H100V70H99ZM101 71H102V70H101ZM120 71H121V70H120ZM120 71H118V73H119ZM226 71H228V70H226ZM242 71H243V70H242ZM242 71H241V72H242ZM249 71H250V70H249ZM36 72L39 73V75H38L39 78L42 77V82H40V83H41V86L44 87V88H48V87L51 88L52 92H50V99H55V100H57L60 96H62V95H63V96L67 95V93L69 92L68 89H70V86H72V84H71L70 82H66V81H65V82H61V80H63V79L60 78V75H58L59 73H58V74H48V72L45 73L43 70H40V71H36V70H34V71H32L31 73L29 72V73H30L29 75L33 76ZM58 72H59V71H58ZM108 72H110V71H107V73H108ZM126 72H127V71H126ZM237 72H238V71H237ZM1 73H0V74H1ZM27 73H28V72H27ZM61 73H63V72H61ZM77 73H78V72H77ZM81 73H82V72H81ZM96 73H97V72H96ZM122 73H124V72L122 71ZM137 73H138V72H137ZM185 73H186V72H185ZM234 73H235V71H234ZM243 73H244V72H243ZM252 73H254V72H252ZM63 74H64V73H63ZM79 74H80V73H78V75H79ZM186 74H187V73H186ZM191 74H192V73H191ZM220 74H221V73H220ZM228 74H229V73H228ZM231 74H232V73H231ZM239 74H240V73H239ZM64 75H65V74H64ZM64 75H63V76H64ZM74 75H75V74H74ZM74 75H73V77H74ZM78 75H77V76H78ZM98 75H101V76H98V77H100V78H104V77H106V76L103 77L104 74H103V75H102V74H98ZM236 75H238V73H237ZM245 75H246V74H245ZM31 76H30V78H31ZM77 76H76V78H77ZM83 76L85 77V74H84ZM86 76H87V74H86ZM90 76H91V75H89V77H90ZM94 76H95V75H94ZM112 76H113V75H112ZM220 76H221V75H220ZM223 76H224V75H223ZM223 76H222V77H223ZM229 76H230V75H229ZM248 76H250V75H248ZM33 77H34V76H33ZM65 77H66V76H65ZM73 77H72V78H73ZM119 77H120V76H119ZM208 77H209V76H208ZM218 77H219V76H218ZM218 77H217V78H218ZM231 77H232V76H231ZM233 77H234V76H233ZM19 78H20V77H19ZM35 78H38V77H35ZM78 78H79V76H78ZM78 78H77V79H78ZM81 78H82V76H81ZM85 78H86V77H85ZM90 78H91V77H90ZM90 78H89V80L87 81V82H89V84H85V81L80 82V81L78 80V81L80 82V84H76V86H75L76 89H77L78 91L80 90V88H81L82 86L84 87L83 92H82L83 97H88V98L91 97L90 94H92V92L94 91V88L97 86L96 83H91L92 80L94 81L97 77H96V78H92V79H90ZM107 78H108V77H107ZM193 78H194V77H193ZM195 78H196V77H195ZM215 78H216V77H215ZM219 78H220V77H219ZM240 78H241V77H240ZM244 78H248V77H244ZM1 79H2V77L0 78V80H1ZM5 79H6V78H5ZM209 79H210V78H209ZM64 80H65V79H64ZM172 80H173V79H172ZM180 80H182V79H180ZM223 80H224V79H223ZM229 80H230V79H229ZM229 80L227 79V81H229ZM3 81H4V80H3ZM17 81H18V80H16V82H17ZM27 81H28V80H27ZM72 81H73V80H72ZM74 81H75V80H74ZM113 81H114V80H106V81L104 82V84L101 85V87L96 91V93H97L98 95L101 94V99H103V100H104V99H108V98H106L105 93L108 92V91H110L112 88H114V87L116 86L115 83H114ZM183 81H184V79H183ZM194 81H195V86H196V89H197V88H198V87H197L198 82H196V79H194ZM197 81H200V80H197ZM233 81H234V80H233ZM35 82H36V81H35ZM134 82H135V80H132L131 83H128L127 86H124L123 88H125V87H126V88H129L130 86H132V85H130V84H135ZM202 82H203V81H202ZM235 82H237V83H236V84L226 83V82H224V81H222V80H221V81H215V82H213L209 87L206 86V88L200 90V93L197 94V95H196V94L193 95L192 92L190 91V89L184 85L185 87H184V90H182V93H184V97L187 98V99L189 100V101H186V102H192V104H191L190 106H188L187 108H186V106H185L186 109L184 110V113H185L186 110H189V111L187 112V113H188V116H190V115L192 116L193 113H194V111L197 110V111H198V117H196V118L194 117V118L192 119V121H188V120H187V121H182L183 124L181 123V124H182L181 129L183 128L184 131H187V129H190L191 126H194V125H196V124L198 125L199 123H200V124L204 123V120H205V119H204V116H206V115L208 114V112H210V111L216 109V106H217V104H218V103H217L218 101H220V100H228V99L225 98V97H227V96H229V95H230V97H237L238 99H239L240 96H246L247 99L252 98V100H251L252 103H253V102H255V103H258V102H259V103H260V101L263 99V97H264V75H260V76H258V75H254L253 77H249L248 79H244L243 81H235ZM1 83H2V82H1ZM1 83H0V86H1V88H3V85H2ZM7 83H10V82H7ZM12 83H13V82H12ZM187 83H188V82H187ZM200 83H201V82H200ZM204 83H205V82L201 83V85L204 84ZM206 83H207V82H206ZM206 83H205L204 85H208V84H206ZM208 83H209V82H208ZM37 84H38V83H37ZM188 84H190V83H188ZM188 84H187V85H188ZM193 84H194V83H193ZM193 84H192V85H193ZM209 84H210V83H209ZM10 85H13V84H10ZM17 85H18V84H17ZM29 85H30V81H29ZM29 85H28V86H29ZM114 85H115V86H114ZM33 86H34V85H33ZM13 87H14V86H13ZM73 87H74V86H73ZM193 87H194V86H193ZM200 87L202 88V86H200ZM5 88H6V90H7V87H5ZM30 88H31V87H30ZM50 88H49V89H50ZM123 88H122V89H123ZM187 88H188V89H187ZM11 89H12V88H11ZM76 89H75V90H76ZM198 89H199V88H198ZM198 89H197V90H198ZM9 90H10V89H9ZM42 90L44 91V89H42ZM127 90H128V89H127ZM133 90H134V89H133ZM37 91H38V89H37V90H34V93H36ZM39 91L41 92L40 89H39ZM48 91H49V90H48ZM114 91H115V90H114ZM134 91H135V90H134ZM144 91H145V90H144ZM179 91H181V90H179ZM193 91H194V90H193ZM5 92H6V91H5ZM119 92H120V91H119ZM28 93H29V92H28ZM41 93H42V92H41ZM44 93H47V91L44 92ZM44 93H43V94H44ZM140 93H141V92H140ZM179 93H180V92H179ZM196 93H197V92H196ZM9 94H10V93H9ZM43 94H42V95H43ZM119 94H120V93H119ZM137 94H138V93H137ZM2 95H3V94H2ZM5 95H6V94H5ZM32 95H34V94H32ZM46 95H48V94H46ZM76 95H77V94H76ZM178 95H179V94H178ZM37 96H38V95H37ZM43 96H45V95H43ZM70 96H71V95H70ZM122 96H123V95H120L119 97H116V96H115L116 99H115L114 104H113V106H112L113 108H114L115 105L118 106V102H119L118 100H119ZM142 96H143V95H142ZM144 96H145V95H144ZM182 96H183V94H182ZM39 97H42V96L40 95ZM174 97H176V95H175V96H172V97H168V98H169L168 101H173V100H174ZM32 98L34 99V96H32ZM42 98H43V97H42ZM46 98H47V97H46ZM65 98H66V97H65ZM77 98H78V97H77ZM95 98H96V97H95ZM147 98L150 99V100L158 101L157 99H155L153 93H151V92L149 93V95H148ZM5 99H6V98H5ZM38 99H39V98H38ZM62 99H64V98L62 97ZM81 99H82V98H81ZM93 99H94V97H93ZM93 99H92V100H93ZM101 99H99V100H101ZM175 99H176V98H175ZM187 99H185V100H187ZM229 99H230V98H229ZM1 100H2V99H1V96H0V101H1ZM35 100H36V99H35ZM64 100H65V99H64ZM112 100H113V99H112ZM58 101H59V100H58ZM68 101H69V100H68ZM70 101H71V100H70ZM81 101H82V100H81ZM88 101H89V100H88ZM124 101H125V100H124ZM126 101H127V100H126ZM138 101H139V100H138ZM262 101H264V100H262ZM10 102H11V101H10ZM36 102H37V101H36ZM48 102H49V101H48ZM65 102H66V101H65ZM84 102H85V100H84ZM90 102H91V101H90ZM101 102H102V101H101ZM106 102H107V101H106ZM111 102H112V101H111ZM161 102H162V101H161ZM166 102H167V100H166ZM166 102H165V104H167ZM225 102H226V103H223V104L221 103L220 109H224V108L228 107L229 105L233 104L232 101H231V102H229V101H225ZM3 103L5 104V102H3ZM34 103H35V102H34ZM80 103H82V105L84 104L83 102H80ZM140 103H141V101H140ZM142 103H144V102H142ZM177 103L179 104V101H177ZM236 103H237V102H236ZM239 103H240V101H239ZM4 104H3V105H4ZM6 104H7V103H6ZM6 104H5V105H6ZM46 104H47V103H46ZM49 104H50V103H49ZM53 104H54V103H53ZM63 104H65V103H63ZM63 104H62V105H63ZM70 104H71V103H70ZM78 104H79V103H78ZM88 104H89V103H88ZM124 104H125V103H124ZM126 104H127V103H126ZM133 104H134V103H133ZM136 104H137V103H136ZM171 104H172V103H171ZM234 104H235V103H234ZM241 104H242V103H241ZM250 104H251V103H250ZM0 105H1V104H0ZM5 105H4V106H5ZM32 105H33V104H32ZM111 105H112V104H111ZM111 105H110V106H111ZM148 105H149V104H148ZM153 105H154V104H153ZM176 105H177V104H176ZM244 105H245V104H244ZM254 105L256 106V104H254ZM254 105H253V106H254ZM260 105H261V104H260ZM260 105H259V106H260ZM4 106H3V107H4ZM8 106H9V104H8ZM8 106H7V107H8ZM38 106H40V105H38ZM46 106H47V105H46ZM58 106H59V105H58ZM58 106H57V107H58ZM76 106H77V105H76ZM78 106H79V105H78ZM89 106H91V107H92L93 109H95V110L98 109V108L100 107L98 101H96V100H95L91 105H89ZM106 106H107V105H106ZM106 106L103 108V110L106 112V114H107L108 116H110V112H111L112 110H111V111H110V109L108 110V108H107ZM129 106H130V105H129ZM137 106H138V105H137ZM233 106H234V105H233ZM248 106H249V104L246 105V108H247ZM1 107H2V106H1ZM3 107H2V108H3ZM33 107H34V106H33ZM53 107H54V106H53ZM68 107H69V106H68ZM70 107H71V106H70ZM86 107H87V106H86ZM108 107H109V106H108ZM122 107H123V106H122ZM122 107H120V108H122ZM130 107H131V106H130ZM154 107H155V106H154ZM160 107H161V106H160ZM169 107H170V108L172 107V109L175 108V107L173 108V106H171L170 104H169ZM169 107H168V108H169ZM179 107H180V106H179ZM183 107H184V106H183ZM235 107H236V106H235ZM235 107H234V108H235ZM238 107H239V106H238ZM238 107H237V108H238ZM65 108H66V107H65ZM65 108H64V109H65ZM118 108H119V106H118ZM135 108H136V107H135ZM143 108H144V107H143ZM155 108H156V107H155ZM165 108H166V107H165ZM252 108H253V107H252ZM5 109H6V108H5ZM31 109H32V108H31ZM31 109H30V110H31ZM42 109H43V108H42ZM42 109H41V110H42ZM61 109H62V107H61ZM64 109H62V110H64ZM70 109H71V108H70ZM73 109H75V108H73ZM84 109H85V108H84ZM93 109H90V110H93ZM127 109H128V108H127ZM129 109H130V108H129ZM157 109H159V108H157ZM180 109H181V108H180ZM217 109H218V108H217ZM217 109H216V111H217ZM228 109H229V108H228ZM2 110H3V109H2ZM2 110H1V111H2ZM58 110H59V109H58ZM99 110H101V109H99ZM99 110H98V111H99ZM103 110H102V111H103ZM155 110H156V109H155ZM168 110H169V109H168ZM181 110H182V109H181ZM239 110H240V109H239ZM259 110H260V109H259ZM262 110H263V109H262ZM43 111H44V110H43ZM67 111H68V109H67ZM74 111H75V110H74ZM77 111H79V110H77ZM85 111H86V110H85ZM93 111H94V110H93ZM102 111H101V112H102ZM163 111H164V110H163V107H162V112H163ZM165 111H166V109H165ZM177 111L180 112V110H177ZM216 111H215V112H216ZM221 111H222V110H221ZM232 111H233V110H232ZM234 111H235V110H234ZM247 111H248V110H247ZM252 111H253V110H252ZM50 112H51V111H50ZM52 112H53V110H52ZM55 112H56V111H55ZM65 112H66V110H65ZM105 112H104V113H105ZM166 112L168 113V111H166ZM166 112H165V113H166ZM175 112H176V111H175ZM223 112H224V111H223ZM228 112H229V111H228ZM236 112H237V111H236ZM236 112H235V113H236ZM245 112H246V111H245ZM2 113H3V112H2ZM38 113H39V112H38ZM40 113H41V112H40ZM40 113H39V114H40ZM95 113H96V112H95ZM98 113H99V112H98ZM113 113H114V112H112V114H113ZM120 113H122V112H120ZM120 113H119V114H120ZM144 113H145V112H144ZM156 113H157V112H156ZM163 113H164V112H163ZM172 113H173V111H172ZM172 113H171V114H172ZM180 113H181V112H180ZM221 113H222V112H221ZM235 113H234V114H235ZM263 113H264V112H263ZM263 113H262V114H263ZM27 114H28V113H27ZM58 114H59V113H58ZM58 114H57V115H58ZM64 114H65V113H64ZM74 114H75V113H74ZM78 114H79V112H78ZM81 114H82V113H81ZM89 114L91 115V113H89ZM100 114H101V113H100ZM112 114H111V116H112ZM122 114H123V113H122ZM168 114H169V113H168ZM177 114H178V113H177ZM177 114H176V116H178ZM230 114H231V113H230ZM244 114H245V113H244ZM251 114H252V113H251ZM251 114L249 113L248 115H251ZM255 114H259V113H255ZM16 115H17V114H16ZM28 115H29V114H28ZM37 115H38V114H37ZM43 115H44V114H43ZM86 115H87V114H86ZM90 115H89V116H90ZM94 115H95V114H94ZM101 115H102V114H101ZM103 115H104V114H103ZM114 115H115V114H114ZM125 115H127V113H126ZM130 115H132V114H130ZM181 115H182V114H181ZM181 115H180V116H181ZM216 115H217V114H216ZM218 115H219V114H218ZM237 115H238V114H237ZM245 115H246V114H245ZM26 116H27V115H26ZM35 116H36V115H35ZM47 116H48V115H47ZM51 116H52V115H51ZM51 116H50V117H51ZM59 116H60V115H59ZM78 116H79V115H78ZM84 116H85V115H84ZM96 116H97V113H96ZM133 116H136V115L134 114ZM176 116H175L174 119L168 118L169 120L171 119V122H170V121L167 122L169 126H172V125L175 126L177 123L180 122V121H179V118L176 119ZM180 116H179V117H180ZM214 116H215V115H214ZM220 116H221V115H220ZM238 116H239V115H238ZM251 116H252V115H251ZM36 117H37V116H36ZM38 117H39V116H38ZM40 117H41V115H40ZM48 117H49V116H48ZM53 117H54V116H53ZM55 117H56V116H55ZM66 117H68V116H66ZM66 117L64 116V120H65L66 122H69V118H66ZM93 117H94V116H93ZM99 117H100V116H99ZM115 117H116V116H115ZM154 117H155V116H154ZM162 117H163V116H162ZM182 117H183V116H182ZM182 117H180V118H182ZM215 117H217V116H215ZM228 117H229V116H228ZM246 117H247V116H246ZM246 117H243V119H245ZM253 117H254V116H253ZM258 117H259V116H258ZM260 117H261V116H260ZM260 117H259V118H260ZM26 118H27V117H26ZM45 118H46V117H45ZM51 118H52V117H51ZM56 118H57V117H56ZM97 118H98V117H97ZM97 118H96V120H97ZM117 118H119V117L117 116ZM121 118H122V117H121ZM137 118H138V117H137ZM166 118H167V116H166ZM172 118H173V117H172ZM217 118H218V117H217ZM239 118H240V117H239ZM248 118H249V117H248ZM251 118H252V117H251ZM251 118H249V119H251ZM261 118H263V117H261ZM261 118L259 119V121L262 120ZM34 119H36V118H34ZM57 119H58V118H57ZM76 119H77V118H76ZM87 119H88V118H87ZM92 119H93V118H92ZM99 119H100V118H99ZM110 119H112V121H111L112 124H114V123L116 122V120H117V119H116V120L114 119V116H113L112 118H110ZM124 119H126V118H124ZM138 119H139V118H138ZM141 119H142V118H141ZM154 119H155V118H154ZM156 119H157V118H156ZM160 119H161V118H160ZM168 119H167V120H168ZM211 119H212V118H211ZM211 119H210V120H211ZM230 119H231V118H230ZM240 119H241V118H240ZM249 119H248V122H249ZM23 120H24V119H23ZM61 120H62V119H61ZM94 120H95V119H94ZM96 120H95V122H96ZM105 120H106V119H105ZM107 120H108V119H107ZM158 120H159V119H158ZM158 120H157V121H158ZM233 120H234V119H233ZM237 120H238V119H237ZM246 120H247V119H246ZM251 120H254V118H252ZM256 120H257V122H258V119H256ZM49 121H50V120H49ZM73 121H74V120H73ZM75 121H76V120H75ZM91 121H92V120H91ZM91 121L89 120V124H91ZM109 121H110V120H109ZM139 121H140V120H139ZM139 121H138V122H139ZM141 121H143V120H141ZM162 121H164V120H162ZM212 121H213V120H212ZM234 121H236V120H234ZM240 121H243V120H240ZM240 121H239V122H240ZM254 121H255V120H254ZM254 121H253V122H254ZM16 122H17V120H16ZM52 122H53V120H52ZM71 122H72V119H71L70 123H71ZM80 122L82 123V121H80ZM80 122H78V124H80ZM84 122H85V121H84ZM121 122H123V121H121ZM130 122H131V121H130ZM160 122H161V121H160ZM169 122H170V123H169ZM225 122H226V121H225ZM253 122L251 123V121H250V123H251V124L249 123L250 126L253 124ZM255 122H256V121H255ZM262 122H264V121H262ZM46 123H48V122H46ZM46 123H45V125H46ZM50 123H51V121H50ZM76 123H77V121H76ZM98 123H99V122H98ZM140 123H141V122H140ZM156 123H157V122H156ZM167 123H165V124H167ZM205 123H206V122H205ZM207 123H208V121H207ZM209 123H210V122H209ZM222 123H223V122H222ZM228 123L230 124V122H228ZM231 123H232V122H231ZM15 124H16V123H15ZM18 124H19V123H18ZM22 124H23V123H22ZM48 124H49V123H48ZM61 124H62V122H61ZM95 124H96V123H95ZM95 124H94V125H95ZM106 124H107V123H106ZM112 124H111V125H112ZM123 124H124V123H123ZM160 124H163V123H159V125H160ZM179 124H180V123H179ZM237 124H238V122H237ZM240 124H241V123H240ZM245 124H247V126H248V123H245ZM259 124H260V123L258 122V125H259ZM45 125H44V126H45ZM73 125H75V124H73ZM84 125H87V124H84ZM91 125H92V124H91ZM94 125H92V127H96V126H97V125H96V126H94ZM99 125H100V124H99ZM109 125H110V124H109ZM111 125H110V126H111ZM136 125H137V124H136ZM147 125H148V124H147ZM157 125H158V124H157ZM163 125H164V124H163ZM168 125H167V126H168ZM213 125H214V124H213ZM233 125H234V127H233ZM233 125H232V129L235 128V125H236V124H233ZM10 126H11V125H10ZM13 126H14V125H13ZM17 126H18V125H17ZM23 126H24V125H23ZM49 126H50V125H49ZM66 126H67V125H66ZM79 126H80V125H79ZM102 126H103V125H102ZM126 126H127V125H126ZM133 126H134V125H133ZM137 126H138V125H137ZM140 126H141V125H140ZM173 126H172V127H173ZM189 126H190V127H189ZM226 126H227V125H226ZM226 126H225V127H226ZM238 126H239V125H237V127H238ZM46 127L49 128L48 126H46ZM56 127H57V126H56ZM69 127H70V126H69ZM75 127H76V126H75ZM84 127H85V126H84ZM99 127H100V126H99ZM113 127H114V126H113ZM117 127H118V126H117ZM131 127H132V126H131ZM135 127H136V126H135ZM145 127H146V126H145ZM154 127H155V126H154ZM163 127H164V126H163ZM176 127H177V125H176ZM199 127H200V126H199ZM207 127H208V126H207ZM207 127H206V128H207ZM214 127H215V126H214ZM219 127H220V126H219ZM256 127H257V126H256ZM44 128H45V127H44ZM47 128H45V129L47 130ZM60 128H61V127H60ZM72 128H73V127H72ZM77 128H78V127H77ZM90 128H91V127H90ZM137 128H138V127H137ZM142 128H143V126H142ZM147 128H148V127H147ZM170 128H171V127H170ZM178 128H179V127H178ZM223 128H224V127H223ZM229 128H230V127H229ZM229 128H228V126H227V128H225V129L227 130V132H229V130H228ZM239 128L243 129L242 127H239ZM244 128H245V127H244ZM250 128H253V126H252V127H249V128L247 127V129H249V131H250ZM254 128H255V126H254ZM258 128H260V127H258ZM9 129H10V128H9ZM15 129H16V127H15ZM45 129H44V130H45ZM66 129H68V128H66ZM78 129H79V128H78ZM78 129H76V130H78ZM85 129H86V127H85ZM118 129H119V128H118ZM128 129H130V128H128ZM135 129H136V128H135ZM140 129H141V128H140ZM175 129H176V128H175ZM195 129H196V128H195ZM213 129H214V128H213ZM216 129H217V128H216ZM220 129H221V128H220ZM235 129H236V128H235ZM261 129H262V128H261ZM16 130H17V129H16ZM23 130H24V129H23ZM27 130H28V129H27ZM54 130L56 131V129H54ZM54 130H53V131H54ZM61 130H62V129H60V130H58V131L61 132ZM83 130H84V129H83ZM83 130H82V131H83ZM90 130H91V129H90ZM94 130H96V129H94ZM113 130H114V129H113ZM164 130H165V129H164ZM200 130H201V129H200ZM200 130H199V131H200ZM257 130H259V129H257ZM11 131H12V130H11ZM11 131H10V132H11ZM20 131H21V130H20ZM64 131H65V129H64ZM71 131H72V130H71ZM98 131H99V130H98ZM116 131H117V130H116ZM130 131H131V130H130ZM133 131H134V130H133ZM133 131H132V132H133ZM182 131H183V130H182ZM199 131H198V132H199ZM208 131H209V130H208ZM222 131H223V129H222ZM224 131H225V130H224ZM230 131H231V130H230ZM236 131H237V130H236ZM244 131H246V130L244 129ZM244 131H243V132H244ZM259 131H260V130H259ZM7 132H8V131H7ZM56 132H57V131H56ZM67 132H68V131H67ZM72 132H73V131H72ZM86 132H87V131H86ZM92 132H93V131H92ZM96 132H97V131H96ZM201 132H202V131H201ZM227 132H225V133H227ZM238 132H239V131H238ZM247 132H248V131H247ZM250 132H251V131H250ZM256 132H257V131H256ZM5 133H6V132H5ZM11 133H12V132H11ZM17 133H18V131H17ZM75 133H76V132H75ZM82 133H83V132H82ZM118 133H119V132H118ZM164 133H165V132H164ZM194 133H195V130H194V129L188 130V135H187V136L189 137L188 140H191V139H193V138L196 139V137H198V134L196 133V134H197V135H196V134H194ZM209 133H210V132H209ZM216 133H217V132H216ZM222 133H223V132H221V134H222ZM229 133H230V132H229ZM233 133H234V132H233ZM233 133H232V134H233ZM251 133H252V132H251ZM18 134H19V133H18ZM53 134H54V133H53ZM57 134H58V135H57L55 138L60 137L59 132H57ZM65 134H66V133H65ZM72 134H73V133H72ZM93 134H94V133H93ZM214 134H215V133H214ZM230 134H231V133H230ZM241 134H242V133H241ZM252 134H253V133H252ZM30 135H31V134H30ZM74 135H75V134H74ZM74 135H73V136H74ZM80 135H82V134H80ZM116 135H117V134H116ZM182 135H183V134H182ZM203 135H205V134H203ZM224 135H225V134H224ZM245 135H246V134H245ZM245 135H244V136H245ZM249 135H250V134H249ZM8 136H9V135H8ZM27 136H29V135H27ZM48 136H49V135H48ZM53 136H54V135H53ZM75 136H76V135H75ZM82 136H86V135H82ZM88 136H89V134H88ZM88 136H87V137H88ZM170 136H171V135H170ZM200 136H202V135H200ZM212 136H213V135H212ZM227 136H228V135H227ZM227 136H226V137H227ZM247 136H248V135H247ZM6 137H7V136H6ZM25 137H26V136H25ZM65 137H66V136H65ZM89 137H90V136H89ZM91 137H92V136H91ZM91 137H90V138H91ZM94 137H95V136H94ZM94 137H92V138H93V140L95 141ZM101 137H102V136H101ZM112 137H113V136H112ZM127 137H128V136H127ZM175 137H176V136H175ZM217 137H218V135H217ZM221 137H222V136H221ZM232 137H235V136L233 135ZM260 137H262V136H260ZM263 137H264V136H263ZM26 138H28V137H26ZM61 138H63V137H61ZM92 138H91V139H92ZM113 138H115V137H113ZM117 138H118V136H117ZM119 138H120V136H119ZM119 138L117 139V141L119 140ZM180 138H181V136H180ZM200 138H201V137H200ZM202 138H203V137H202ZM219 138H220V136H219ZM219 138H218V139H219ZM252 138H253V137H252ZM254 138H255V137H254ZM7 139H8V137H7ZM20 139H21V138H20ZM57 139H58V138H57ZM81 139H83V138H81ZM86 139H88V141H89V138H86ZM91 139H90V140H91ZM103 139L106 140V138H103ZM107 139H108V137H107ZM121 139H122V138H121ZM124 139H125V138H124ZM126 139H127V138H126ZM126 139H125V141H126ZM128 139L131 140V138H128ZM184 139H185V138H184ZM197 139H198V138H197ZM262 139H263V138H262ZM14 140H15V139H14ZM14 140H13V141H14ZM18 140H19V139H18ZM18 140L16 139L15 141L17 142ZM23 140H25V139H23ZM27 140H28V139H27ZM51 140H52V138H51ZM53 140H54V138H53ZM83 140H84V139H83ZM101 140H102V138H101ZM105 140H103V141H105ZM112 140H113V139H112ZM219 140H220V139H219ZM219 140H218V141H219ZM66 141L68 142L69 140H66ZM103 141H102V142H103ZM110 141H111V140H110ZM115 141H116V140H115ZM119 141H120V140H119ZM119 141H118V142H119ZM121 141L124 142L123 139H122ZM121 141H120V142H121ZM162 141H163V140H162ZM166 141H167V140H166ZM191 141H192V140H191ZM212 141H214V140H212ZM218 141H217V142H218ZM8 142H9V141H8ZM20 142H21V141H20ZM51 142H52V141H51ZM51 142H50V143H51ZM53 142H55V141H53ZM59 142H60V141H59ZM82 142H83V141H82ZM89 142H90V146H91L92 143H91V141H89ZM95 142H97V141H95ZM98 142H99V141H98ZM112 142H113V141H112ZM179 142H180V141H179ZM182 142H183V141H182ZM186 142H187V141H186ZM217 142H216V143H217ZM13 143H15V142H13ZM23 143H24V142H23ZM29 143H31V142H29ZM65 143H66V142H64L63 144H65ZM79 143H80V142H79ZM99 143H100V142H99ZM115 143H116V142H115ZM115 143H114V144H115ZM167 143H168V142H167ZM210 143H211V142H210ZM214 143H215V141H214ZM216 143H215V145H216ZM250 143H251V142H250ZM9 144L12 145L11 141L9 142ZM18 144H19V142H18ZM52 144H53V143H52ZM60 144H61V142H60ZM71 144H72V142H71ZM118 144H119V146H120V143H118ZM123 144H125V143H123ZM163 144H164V143H163ZM173 144H176V143H173ZM183 144H184V143H183ZM202 144H203V143H202ZM252 144H254V143H252ZM11 145H10V146H11ZM13 145H14V144H13ZM13 145H12V146H13ZM24 145H25V144H24ZM69 145H70V144H69ZM69 145H68V146H69ZM79 145H80V144H79ZM92 145H93V144H92ZM105 145H106V144H105ZM105 145H104V146H105ZM121 145H122V144H121ZM185 145L188 146V143H186ZM211 145H212V143H211ZM213 145H214V144H213ZM263 145H264V144H263ZM19 146H20V145H19ZM28 146H29V144H28ZM28 146H27V147H28ZM51 146H52V145H51ZM71 146H72V145H71ZM76 146H77V145H76ZM82 146H83V149H84V148L90 149V147L88 146L87 143L83 144ZM112 146H114V145H112ZM115 146H116V145H115ZM115 146H114L113 148H115ZM122 146H125V145H122ZM159 146H160V145H159ZM199 146H200V145H199ZM221 146H222V145H221ZM249 146H250V145H249ZM30 147H31V146H30ZM52 147H53V146H52ZM52 147H51V148H52ZM69 147H70V146H69ZM91 147H93V146H91ZM94 147H95V146H94ZM96 147H97V146H96ZM98 147H99V146H98ZM100 147H101V146H100ZM102 147H103V146H102ZM117 147H118V145H117ZM167 147H168V145H167ZM178 147H179V146H178ZM181 147H182V146H181ZM211 147H212V146H211ZM215 147H216V146H215ZM10 148H11V147H10ZM10 148H9V149H10ZM25 148H26V147H25ZM105 148H106V146H105ZM118 148H119V147H118ZM118 148H117V150L120 149V148H119V149H118ZM121 148H122V147H121ZM123 148H124V147H123ZM123 148H122V149H123ZM161 148H162V144H161ZM192 148H193V147H192ZM212 148H213V147H212ZM212 148H211V149H212ZM235 148H236V147H235ZM259 148H260V147H259ZM91 149H92V148H91ZM101 149H102V148H101ZM111 149H112V148H111ZM173 149H174V148H173ZM190 149H191L190 147H186V148H183V149H179L180 151H179V153H178L177 156H178L181 160H184V161H186V162H187V161H190L192 158H194V157H192V156L190 155V153L192 154V152H191ZM207 149H209V147H207ZM262 149H264V148H262ZM11 150L13 151L14 149H11ZM27 150H28V148H27ZM32 150L34 151V149H32ZM52 150H53V149H52ZM79 150H80V149H79ZM93 150H97V149L95 148V149H93ZM112 150H114V149H112ZM115 150H116V149H115ZM158 150H159V148H158ZM158 150H157V151H158ZM161 150H162V149H161ZM22 151H24V150H22ZM22 151H20V153H21ZM25 151H26V150H25ZM30 151H31V150H30ZM30 151H29V152H30ZM82 151H83V150H82ZM98 151H99V152H97L98 154H102V153H101L102 151H101V152H100V150H98ZM103 151H104V150H103ZM105 151H106V149H105ZM121 151H122V150H121ZM169 151H170V150H169ZM193 151H194V150H193ZM197 151H198V150H197ZM260 151H261V150H260ZM260 151H259V152H260ZM263 151H264V150H263ZM92 152H93V151H92ZM106 152H107V151H106ZM112 152H113V154H114V152H116V151H112ZM119 152H120V151H119ZM124 152H125V151H124ZM256 152H257V150H256ZM90 153H91V152H90ZM107 153H108V152H107ZM120 153H121V152H120ZM120 153H119V154H120ZM157 153H158V152H157ZM160 153H161V152H160ZM160 153H159V154H160ZM198 153H199V152H198ZM202 153H203V151H202ZM206 153H208V152L206 151ZM234 153H235V152H234ZM261 153H263V152H261ZM16 154H17V152H16ZM18 154H19V153H18ZM83 154H84V153H83ZM111 154H112V153H111ZM113 154H112V155H113ZM116 154H117V153H116ZM119 154H117V155L120 156V158H119V160H120V159L123 158V157H121V155H119ZM121 154H122V153H121ZM159 154H158V155H159ZM168 154H169V153H168ZM254 154H255V153H254ZM23 155H24V154H23ZM23 155H21V156H23ZM28 155H29V154H28ZM81 155H82V154H81ZM90 155H91V154H90ZM90 155H89V156H90ZM92 155H93V154H92ZM102 155H103V154H102ZM104 155H105V157H106V153H104ZM112 155H110V156H112ZM117 155L114 154V156H116V157H117ZM199 155H200V154H199ZM202 155H203V154H202ZM8 156H9V155H8ZM19 156H20V155H19ZM93 156H94V155H93ZM114 156H112V157H114ZM122 156H123V155H122ZM155 156H156V155H155ZM162 156H163V154H162ZM197 156H198V155H197ZM236 156H237V155H236ZM102 157H103V156H102ZM107 157H108V156H107ZM107 157H106V158H107ZM116 157H114V158H116ZM171 157H173V155H172ZM254 157H255V156H254ZM258 157H259V156H258ZM62 158H63V157H62ZM62 158H61V159H62ZM86 158H87V156H86ZM89 158H90V157H89ZM114 158H111V159L113 160ZM155 158H156V157H155ZM162 158H163V157H162ZM162 158H161V159H162ZM165 158H166V157H165ZM175 158H176V157H175ZM202 158H203V156H202ZM92 159H93V158H92ZM92 159H91V160H92ZM95 159L97 160V158H95ZM103 159H105V158H103ZM107 159H109V158H107ZM117 159H118V158H117ZM159 159H160V156H159ZM204 159H205V158H204ZM65 160H66V159H65ZM114 160H115V159H114ZM170 160H171V158H170ZM199 160L202 161V159H200V157H199ZM205 160H206V159H205ZM205 160H204V161H205ZM62 161H63V160H62ZM67 161H68V160H67ZM92 161H93V160H92ZM106 161H107V160H106ZM109 161H110V162H108L109 164H108V163H104V165L107 166V167H105V170H106L108 167H111V166H110V165L112 164V163H111V160H109ZM150 161H151V160H150ZM160 161H161V160H160ZM168 161H169V159H168ZM196 161H198V160H196ZM250 161H251V160H250ZM250 161H249V162H250ZM260 161H261V160H260ZM50 162H51V160H50ZM50 162H49V163H50ZM56 162H57V161H56ZM58 162H59V161H58ZM70 162H71V161H70ZM158 162H159V161H158ZM249 162H248V164H249ZM257 162H258V161H257ZM257 162H255V163H257ZM53 163H54V162H53ZM66 163H67V162H65V163H60V164H64V166H65ZM110 163H111V164H110ZM118 163H119V161H118ZM164 163H165V162H164ZM166 163H167V162H166ZM172 163H173V162H172ZM178 163H179V162H178ZM180 163H181V162H180ZM199 163H201V162H198V164H199ZM253 163H254V162H253ZM253 163H252V164H253ZM54 164H56V163H54ZM72 164H74V163H72ZM155 164H156V163H155ZM176 164H177V163H175V165H176ZM195 164H196V163H191L189 166H194ZM198 164H196V165H198ZM242 164H243V163H242ZM245 164H246V163H245ZM252 164H251V165H252ZM56 165H57V164H56ZM67 165H69V164H67ZM67 165H66V166H67ZM95 165H96V164H95ZM97 165H98V164H97ZM100 165H101V164H100ZM100 165H99V166H100ZM152 165H153V164H152ZM161 165H163V164L161 163ZM167 165H168V164H167ZM169 165H170V164H169ZM196 165H195V166H196ZM199 165H200V164H199ZM257 165H258V164H257ZM46 166H47V165H46ZM49 166H52V163H51V165L49 164ZM57 166H58V165H57ZM57 166H56V167H57ZM60 166H61V165H60ZM62 166H63V165H62ZM69 166H70V165H69ZM76 166H77V165H76ZM90 166H92L91 163H90ZM150 166H151V165H150ZM155 166H156V165H155ZM165 166H166V165H165ZM171 166H172V165H171ZM201 166H202V164H201ZM261 166H264V165L261 164ZM93 167H94V166H92V169H93ZM114 167H115V165H114ZM114 167H113V168H114ZM157 167H158V166H157ZM157 167H155V168H157ZM167 167H168V166H167ZM167 167H166V168H167ZM179 167H180V166H179ZM197 167H198V166H197ZM199 167H200V166H199ZM247 167H248V166H247ZM249 167L251 168V166H249ZM254 167H257V166L255 165ZM50 168H52V167H50ZM58 168H60V167L58 166ZM63 168H65V167H63ZM63 168H62V169H63ZM72 168H74V167H72ZM76 168H77V167H76ZM76 168H75V169H76ZM94 168H95V167H94ZM96 168H97V167H96ZM103 168H104V167H103ZM103 168H102V169H103ZM117 168H118V166H117ZM152 168H153V167H152ZM163 168H164V167H163ZM171 168H172V167H171ZM202 168H203V167H202ZM202 168H201V169H202ZM238 168H239V167H238ZM252 168H253V166H252ZM261 168H263V167H261ZM7 169H9V168L7 167ZM10 169H11V168H10ZM60 169H61V168H60ZM65 169H66V168H65ZM67 169H68V166H67ZM67 169H66V170H67ZM81 169H82V168H81ZM84 169H85V168H84ZM100 169H101V168H100ZM177 169H178V168H177ZM187 169H188V168H187ZM194 169H195V167H194ZM197 169H199V168H197ZM243 169H245V168H243ZM248 169H249V168H248ZM50 170H51V169H50ZM52 170H54V169L52 168ZM70 170H71V169H70ZM144 170H145L146 172H149V173H150V169H149V167H147V168L144 169ZM183 170H184V169H183ZM188 170H190V168H189ZM188 170H187V171H188ZM249 170H250V169H249ZM9 171H10V170H9ZM54 171H55V170H54ZM54 171H53V172H54ZM58 171H59V170H58ZM71 171H72V170H71ZM155 171H156V170H155ZM157 171H158V170H157ZM187 171H186V172H187ZM192 171H193V169H192ZM200 171H201V170H200ZM200 171H199V172H200ZM245 171H246V170H245ZM51 172H52V171H51ZM59 172L62 173V171H59ZM59 172H55V173H59ZM67 172H69V171H67ZM79 172H80V170H79ZM189 172H190V171H189ZM250 172H251V171H250ZM49 173H50V171H49ZM72 173H73V172H71L70 174H72ZM115 173H116V172H115V169H114L112 175H115ZM156 173H157V172H156ZM156 173L153 172V173H151L149 176L154 177V176L157 175ZM162 173H163V172H162ZM166 173H167V172H166ZM191 173H192V172H191ZM196 173H197V171H196ZM196 173H195V174H196ZM200 173H201V172H200ZM50 174L52 175V173H50ZM53 174H54V173H53ZM63 174H64V173H63ZM68 174H69V173H68ZM68 174H67V175H68ZM117 174H119V173H117ZM178 174H179V176H181V177L183 176V175H182V171H179ZM61 175H62V174H61ZM78 175H79V174H77L76 176H78ZM164 175H167V174H164ZM171 175L174 176L173 174H171ZM71 176H72V175H71ZM76 176H75L74 178H77ZM79 176H80V175H79ZM108 176H110V175H108ZM108 176H107V177H108ZM146 176H147V174H146ZM158 176H159V175H158ZM187 176H188V175H187ZM194 176H195V175H194ZM49 177H51V176L49 175ZM63 177H65V176H63ZM67 177H70V176H67ZM140 177H141V176H140ZM174 177H176V176H174ZM197 177H198V176H197ZM197 177H196V178H197ZM53 178H54V177H53ZM78 178H80V177H78ZM112 178H113V177H112ZM144 178H145V177H144ZM149 178L151 179V177H149ZM155 178H156V177H155ZM155 178H152L151 180H153V179H155ZM164 178H165V177H164ZM171 178H172V177H171ZM193 178H194V177H193ZM193 178H192V179H193ZM71 179H72V178H71ZM71 179H70V180H71ZM106 179H107V178H106ZM110 179H111V178H109V180H110ZM142 179H143V178H142ZM156 179H157V178H156ZM159 179H161V177H160V178L158 177L157 180L159 181ZM166 179H167V178H166ZM180 179H181V178H180ZM183 179H184V178H183ZM197 179H198V178H197ZM50 180H52V179H50ZM75 180H76V179H75ZM80 180H81V179H79L78 181L80 182ZM100 180H101V179H100ZM109 180H107V181H109ZM146 180H147V179H146ZM177 180H178V179H177ZM38 181H39V179H38ZM38 181H37V182H38ZM60 181L62 182V180H60ZM81 181H82V180H81ZM112 181L114 182V179H112ZM148 181H149V180H148ZM166 181H167V180H166ZM174 181H175V180H174ZM181 181H182V179H181ZM186 181H187V179H186ZM195 181H196V179L194 180V184L196 183ZM261 181H262V180H261ZM43 182H44V181H43ZM43 182H42V183H43ZM58 182H59V181H58ZM94 182H95V181H94ZM113 182H110V184L108 183L109 185H111V186H109V187H113L112 184H111V183H113ZM151 182H152V181H151ZM162 182H163V181H162ZM178 182H179V181H178ZM190 182H192V181L190 180ZM198 182H199V181H198ZM252 182H253V181H252ZM53 183H55V182H53ZM75 183H77V182H75ZM101 183H102V182H101ZM104 183L106 184V181H104ZM153 183H155V184H153ZM153 183H151V186L148 185V186H150V187H148V188L151 189L152 186H157L156 184L159 183V182H157V181H153ZM164 183H165V181H164ZM174 183H175V182H174ZM183 183H184V182H183ZM192 183H193V182H192ZM192 183H191V186H190V187H192V185H193ZM227 183H228V182H227ZM254 183H255V182H254ZM254 183H253V185H255ZM261 183H262V182H261ZM50 184H51V183H50ZM64 184H65V182H64ZM67 184H68V182H67ZM77 184H78V183H77ZM105 184H104V185H105ZM113 184H114V183H113ZM160 184H161V183H160ZM172 184H173V183H172ZM176 184H177V182H176ZM178 184H180V183H178ZM196 184H198V183H196ZM231 184H232V183H231ZM39 185H40V184H39ZM42 185H44V183H43ZM42 185H41V186H42ZM75 185H76V184H75ZM96 185H97V184H96ZM99 185H100V183H99ZM114 185H115V184H114ZM161 185H162V184H161ZM173 185H174V184H173ZM181 185H182V183H181ZM186 185H187V184H186ZM45 186H46V185H45ZM55 186H56V185H55ZM68 186H69V185H68ZM73 186H74V185H73ZM73 186H72V187H73ZM78 186H79V185H78ZM78 186H77V187H78ZM101 186H102V184H101L99 187H101ZM106 186H108V185H106ZM145 186H146V185H145ZM145 186H144V187H145ZM183 186H185V184H184ZM230 186L232 187L233 185H230ZM230 186H229V187H230ZM250 186H252V185H250ZM255 186H256V185H255ZM58 187H59V186H58ZM64 187H66V185H64ZM74 187H75V186H74ZM77 187H76V188H77ZM86 187H87V186H86ZM88 187H89V186H88ZM95 187H96V186H95ZM103 187H104V186H103ZM144 187H143V188H144ZM163 187H164V186H163ZM163 187H162V186H158V187H156L155 189H158V188H159L160 190H162V192H163V194H164L165 189H164ZM166 187H167V186H166ZM173 187H174V186H173ZM194 187H196V186H194ZM231 187H230V188H231ZM247 187H248V186H247ZM258 187H259V186H258ZM43 188H44V186H43ZM51 188H53V186H51ZM54 188H55V187H54ZM56 188H57V187H56ZM62 188H63V187H62ZM67 188H68V187H67ZM67 188H66V189H67ZM76 188H75V189H76ZM104 188H105V187H104ZM145 188H146V187H145ZM182 188H183V187H182ZM192 188H193V187H192ZM31 189H32V188H31ZM38 189H40V188H38ZM41 189H42V188H41ZM49 189H50V188H49ZM89 189H91V187H90ZM95 189H96V188H95ZM101 189H102V188H101ZM109 189H110V188H109ZM152 189H154V188H152ZM173 189H174V188H173ZM195 189H196V188H195ZM225 189H226V188H225ZM254 189H255V188H254ZM35 190H36V189H35ZM52 190H53V189H52ZM60 190H62V189H60ZM72 190H73V189H72ZM92 190H93V189H92ZM107 190H108V189H107ZM183 190H184V188H183ZM189 190H190V189H189ZM192 190H193V189H192ZM231 190H232V189H231ZM243 190H244V189H243ZM40 191H41V190H40ZM44 191H45V190H44ZM44 191H43V192H44ZM49 191H50V190H49ZM49 191H48V192H49ZM62 191H64V188H63ZM65 191H66V190H65ZM101 191H102V190H101ZM103 191H104V190H103ZM110 191H111V190H110ZM112 191H113V190H112ZM125 191H126V190H125ZM145 191H146V190H145ZM158 191H159V190H158ZM179 191H180V190H179ZM184 191H186V190H184ZM48 192H45L44 194H46V193L48 194ZM50 192H51V191H50ZM52 192H54V191H52ZM52 192L50 193L51 195H52ZM56 192H57V191H56ZM56 192H55V194H56ZM72 192H73V191H72ZM72 192H70V191L68 192V193H69V197H70V194H74V192H73V193H72ZM82 192H83V191H82ZM115 192H116V191H115ZM120 192H121V191H120ZM223 192H224V190H223ZM229 192H230V191H229ZM241 192H242V191H241ZM253 192H254V191H253ZM253 192H252V193H253ZM27 193H28V191H27ZM60 193H61V192H60ZM60 193H59V194H60ZM63 193H65V192H63ZM63 193H62V195H63ZM75 193L77 194V192H75ZM89 193H90V192H89ZM97 193H98V192H97ZM97 193H96V194H97ZM128 193H129V192H128ZM167 193H168V192H167ZM177 193H178V192H177ZM189 193H192V192H189ZM221 193H222V192H221ZM224 193H225V192H224ZM32 194H34V193L32 192L31 195H32ZM50 194H49V195H50ZM57 194H58V192H57ZM57 194H56V195H57ZM79 194H81V193H79ZM99 194H100V193H99ZM107 194H108V193H107ZM113 194H114V191H113ZM124 194H125V193H124ZM124 194H123V195H124ZM175 194H176V193H175ZM187 194H188V193H187ZM195 194H196V193H195ZM228 194H229V193H228ZM230 194H231V193H230ZM241 194H242V193H241ZM34 195H35V194H34ZM34 195H33V196H34ZM40 195H41V194H40ZM60 195H61V194H60ZM118 195H119V194H118ZM123 195H122V196H123ZM127 195H128V194H127ZM127 195H126V196H127ZM165 195H166V194H165ZM185 195H186V194H185ZM189 195H190V194H188V196H189ZM196 195H197V194H196ZM211 195H212V194H211ZM222 195H223V194H222ZM222 195H221V196H222ZM231 195H232V194H231ZM38 196H39V195H38ZM38 196H37V198H39ZM52 196H55V195H52ZM64 196H65V195H64ZM67 196H68V195H67ZM78 196H79V195H78ZM80 196H82V195H80ZM85 196H86V195H85ZM113 196H114V195H113ZM144 196H145V195H144ZM150 196H151V195H150ZM160 196H161V195H160ZM186 196H187V195H186ZM186 196H185V197H186ZM192 196H193V195H192ZM192 196H191V197H192ZM244 196H245V195H244ZM35 197H36V196H35ZM47 197H48V196H47ZM56 197H58V195H57ZM60 197H61V196H60ZM71 197H72V195H71ZM87 197H89V195H88ZM87 197H85V198H83V199H86ZM94 197H95V196H94ZM102 197H103V196H102ZM123 197H124V196H123ZM163 197H164V196H163ZM166 197H167V196H166ZM223 197H224V196H223ZM227 197H228V196H227ZM43 198H44V196H43ZM48 198H49V197H48ZM78 198H79V197H77V200H74V197L72 198V199L74 200L73 205H78V206H75V207L81 212V210H84V209L86 208V207H85V202L82 201V199H81L82 197H80L81 200H79ZM141 198H142V197H141ZM141 198H140V199H141ZM143 198H145V197H143ZM168 198H169V197H168ZM170 198H171V197H170ZM176 198H177V197H176ZM200 198H201V197H200ZM217 198H218V197H217ZM219 198H221V197L219 196ZM247 198H248V197H247ZM41 199H42V198H39V200H41ZM44 199H45V198H44ZM64 199L66 200V198H64ZM67 199H68V197H67ZM69 199H70V198H69ZM75 199H76V198H75ZM109 199H110V198H109ZM156 199H157V198H156ZM189 199H190V198H189ZM195 199H196V198H195ZM242 199H243V198H242ZM23 200H24V199H23ZM29 200H30V199H29ZM42 200H43V199H42ZM51 200H52V199H51ZM59 200H60V199H59ZM122 200H123V199H122ZM125 200H127V199H125ZM125 200H124V201H125ZM144 200H146V198H145ZM159 200H160V199H159ZM165 200H166V199H165ZM165 200H164V202H165ZM179 200H180V199H179ZM185 200H186V198H185ZM192 200H193V199H192ZM202 200H203V199H202ZM236 200H239V199H236ZM247 200H248V199H247ZM69 201H70V200H69ZM155 201H156V200H155ZM161 201H162V200H161ZM166 201H167V200H166ZM172 201H173V200H172ZM197 201H198V200H197ZM217 201H218V200H217ZM217 201H216V202H217ZM220 201H223V200L220 199ZM241 201H242V200H241ZM45 202H46V200H45ZM49 202H50V201H49ZM64 202H65V201H64ZM111 202H112V201H111ZM143 202H145V201H143ZM146 202H147V201H146ZM146 202H145V204H146ZM151 202H153V201H151ZM158 202H160V201H158ZM164 202H163V203H164ZM201 202H202V201H201ZM210 202H211V200H210ZM214 202H215V201H213V205L215 204ZM224 202H225V201H224ZM245 202H246V201H245ZM245 202H244V203H245ZM62 203H63V202H62ZM62 203H61V204H62ZM112 203H113V202H112ZM121 203H122V202H121ZM149 203H150V202H149ZM160 203H161V202H160ZM163 203H162V204H163ZM167 203H168V202H167ZM173 203H174V202H173ZM176 203H177V202H176ZM204 203H205V202H204ZM217 203H219V201H218ZM232 203H233V202H232ZM239 203H240V201H239ZM50 204H51V203H50ZM91 204H92V203H91ZM91 204H90V205H91ZM96 204H97V203H96ZM104 204H105V202H104ZM104 204H103V206H105ZM122 204H123V203H122ZM125 204H126V203H125ZM129 204H130V203H129ZM143 204H144V203H143ZM143 204H142V205H143ZM153 204H154V203H153ZM164 204H165V203H164ZM170 204H171V203H170ZM194 204H195V203H194ZM219 204H220V203H219ZM59 205H60V204H59ZM68 205H69V204H68ZM88 205H89V204H88ZM99 205H101V204H99ZM112 205H113V204H112ZM120 205H121V204H120ZM130 205H131V204H130ZM147 205H148V204H147ZM173 205H174V204H173ZM187 205H188V204H187ZM245 205H246V204H245ZM20 206H21V205H20ZM25 206H26V205H25ZM47 206H48V205H47ZM51 206H52V205H51ZM118 206H119V205H118ZM122 206H123V205H122ZM124 206H126V205H124ZM131 206H132V205H131ZM143 206H144V205H143ZM152 206H153V205H152ZM154 206H155V205H154ZM158 206H159V205H158ZM171 206H172V205H170V207H171ZM218 206H219V205H218ZM230 206H231V205H230ZM237 206H238V205H237ZM237 206H236V207H237ZM48 207H49V206H48ZM93 207H94V206H93ZM106 207L108 208V206H106ZM144 207H145V206H144ZM173 207H174V206H173ZM222 207H224V206H222ZM250 207H251V206H250ZM253 207H254V206H253ZM60 208H61V207H60ZM60 208H56V210H57V209H60ZM95 208H96V207H95ZM107 208H106V210H104V211H107ZM119 208H120V207H119ZM121 208H122V207H121ZM126 208H127V207H126ZM147 208H148V207H147ZM180 208H181V207H180ZM192 208H193V206H192ZM224 208H227V207H224ZM224 208H223V209H224ZM230 208H232V207H230ZM234 208H235V206H234ZM237 208H238V207H237ZM239 208H240V207H239ZM259 208H260V207H259ZM26 209H28V207H27ZM50 209H51V208H50ZM52 209H53V208H52ZM54 209H55V208H54ZM104 209H105V208H104ZM189 209H190V208H189ZM194 209H195V208H194ZM203 209H204V208H203ZM214 209H215V208H214ZM64 210H65V208H64ZM69 210H70V209H69ZM72 210H73V209H72ZM99 210H100V209H98V211H99ZM124 210H125V209H124ZM148 210H149V208H148ZM162 210H163V209H162ZM175 210H176V213H177V212H178L177 209H175ZM180 210H181V209H180ZM182 210H184V208H183ZM210 210H211V209H210ZM215 210H216V209H215ZM221 210H222V209H221ZM221 210H220V211H221ZM229 210H230V209H229ZM229 210H228V211H229ZM232 210H235V209H232ZM232 210H230V211H232ZM255 210H256V208L254 209V211H255ZM60 211H61V210H60ZM60 211H59V212H60ZM93 211H94V210H93ZM96 211H97V210H96ZM96 211H95V213H96ZM101 211H103V210L101 209ZM110 211H113V210L111 209ZM116 211H117V209L115 210V212H116ZM154 211H155V210H154ZM160 211H161V210H160ZM172 211H173V210H172ZM189 211H190V210H189ZM192 211H193V210H192ZM199 211H200V210H199ZM201 211H202V210H201ZM207 211H208V210H207ZM226 211H227V210H226ZM238 211H239V210H238ZM240 211H241V210H240ZM251 211H252V210H251ZM254 211H253V212H254ZM0 212H1V211H0ZM15 212H16V211H15ZM48 212H50V211H48ZM71 212H72V211H71ZM85 212H87V210H86ZM121 212H123V214H124V211L121 210ZM127 212H128V211H127ZM173 212H174V211H173ZM180 212H181V211H180ZM187 212H188V211H186V214H189V213H187ZM193 212H194V211H193ZM214 212H215V211H214ZM248 212H249V211H248ZM263 212H264V211H263ZM263 212H262V213H263ZM52 213H54V212H52ZM93 213H94V212H93ZM98 213H99V212H98ZM243 213H244V212H243ZM257 213H258V212H257ZM10 214H11V213H9V215H10ZM25 214H26V213H25ZM59 214H63V215H65L66 217H71V216H72V215L70 216V212H68L67 209H66V212H63V211H62V212L59 213ZM72 214H73V213H72ZM80 214H81V213H80ZM88 214H89V213H88ZM107 214H108V213H107ZM109 214H110V213H109ZM111 214H112V213H111ZM113 214H114V212H113ZM183 214H184V212H183ZM183 214H182V215H183ZM193 214H194V213H193ZM217 214H218V212H217ZM217 214H215V215H217ZM219 214H221V213H219ZM225 214H227V213H225ZM230 214H231V213H230ZM233 214H234V212H233ZM246 214H247V213H246ZM38 215H39V214H38ZM56 215H57V214H56ZM89 215H91V214H89ZM89 215H88V216H89ZM102 215H103V214H102ZM147 215H148V214H147ZM164 215H165V214H164ZM164 215H163V216H164ZM169 215H170V214H169ZM209 215H210V214H209ZM213 215H214V213H213ZM213 215L211 214V216H213ZM221 215H222V214H221ZM227 215H228V214H227ZM248 215H249V214H248ZM260 215H262V214H260ZM6 216H7V215H6ZM16 216H17V215H16ZM23 216L26 217L25 215H23ZM59 216H60V215H59ZM94 216H95V215H94ZM100 216H101V215H100ZM120 216H121V215H120ZM153 216H154V215H153ZM153 216H152V217H153ZM155 216H156V215H155ZM180 216H181V215H180ZM191 216H192V215H191ZM199 216H200V215H199ZM205 216H206V215H205ZM205 216H204V217H205ZM211 216H209V217H211ZM219 216H220V215H219ZM223 216H224V214H223ZM225 216H226V215H225ZM228 216H229V215H228ZM228 216H227V217H228ZM236 216H237V215H236ZM238 216L241 217V214L238 215ZM12 217H13V215H12ZM51 217H52V216H51ZM61 217H62L63 219L66 220V217H65V218H64L63 216H61ZM75 217H77V216H75ZM91 217H92V216H91ZM124 217H125V216H124ZM147 217H148V216H147ZM150 217H151V216H150ZM158 217H159V216H158ZM158 217H157V218H158ZM161 217H162V216H161ZM161 217H160V218H161ZM183 217H185V216H183ZM220 217H221V216H220ZM230 217H231V215H230ZM246 217H247V216H246ZM254 217H255V216H254ZM262 217H263V215H262ZM22 218H23V217H22ZM53 218H54V217H53ZM55 218H56V217H55ZM55 218H54V219H55ZM86 218H87V217H86ZM92 218H93V217H92ZM96 218H97V217H96ZM108 218H109V217H108ZM125 218H127V217H125ZM125 218H124V221H125ZM173 218H174V217H173ZM179 218L181 219V217H179ZM193 218H194V217H193ZM199 218H200V217H199ZM207 218H208V217H207ZM211 218H212V217H211ZM213 218H215V217H213ZM213 218H212V219H213ZM223 218H224V220H225V217H223ZM242 218H243V217H242ZM14 219H15V218H14ZM16 219H18V218H16ZM57 219H58V218H57ZM60 219H61V218H60ZM60 219H58V221H60ZM68 219H69V218H68ZM74 219H75V218H74ZM111 219H112V218H111ZM111 219H110V220H111ZM114 219H115V217H114ZM166 219H167V218H166ZM176 219H177V217H176ZM176 219L174 218V220H176ZM180 219H179V220H180ZM187 219H188V218H187ZM190 219H192V217H191ZM194 219H195V218H194ZM200 219L203 220L202 218H200ZM204 219H206V218H204ZM212 219H211V220H212ZM216 219H217V218H216ZM227 219H228V218H227ZM227 219H226V220H227ZM244 219H245V218H244ZM248 219H249V218H248ZM250 219H251V218H250ZM46 220H47V219H46ZM71 220H72V219H71ZM82 220H83V219H82ZM82 220H81V221H82ZM86 220H87V219H85V221H86ZM89 220H90V219H89ZM93 220H94V218H93ZM95 220H96V219H95ZM105 220H106V219H105ZM108 220H109V219H108ZM110 220H109V221H110ZM112 220H113V219H112ZM117 220H118V219H117ZM127 220H128V219H127ZM127 220H126V221H127ZM157 220H158V219H157ZM182 220H183V219H182ZM192 220H193V219H192ZM198 220H199V219H198ZM207 220H209V219H207ZM231 220H232V219H231ZM17 221H19V220H17ZM81 221H80V222H81ZM113 221H114V220H113ZM129 221H130V220H129ZM152 221H153V220H152ZM158 221H159V220H158ZM167 221H168V220H167ZM209 221H210V220H209ZM214 221H215V220H214ZM216 221H217V220H216ZM234 221H235V220H234ZM247 221H249V220H247ZM1 222H2V221H1ZM3 222H4V221H3ZM19 222H20V221H19ZM50 222H51V221H50ZM53 222H54V221H53ZM53 222H52V223H53ZM55 222H56V221H55ZM62 222H64V221H61V222H59V223L63 224ZM69 222H70V221H69ZM72 222H73V221H72ZM74 222H76V221H74ZM77 222H78V221H77ZM89 222H90V221H89ZM94 222H95V221H94ZM153 222H154V221H153ZM210 222H211V221H210ZM225 222H226V221H225ZM229 222H230V221H229ZM232 222H233V221H232ZM254 222H255V221H254ZM20 223H21V222H20ZM22 223H23V222H22ZM45 223H46V222H45ZM47 223H48V222H47ZM67 223H68V222H67ZM97 223H98V222H97ZM116 223H117V222H116ZM150 223H151V222H150ZM181 223H182V222H181ZM188 223H189V222H188ZM201 223H202V221H201L199 224H201ZM206 223H208V222H205L204 224L207 225ZM217 223H218V222H217ZM221 223H222V222H221ZM223 223H224V222H223ZM241 223H242V222H241ZM252 223H253V222H252ZM256 223H257V222H256ZM261 223L264 224V222H261ZM13 224H14V223H13ZM54 224H55V223H54ZM54 224H52V225H54ZM61 224H60V225H61ZM77 224H78V223H77ZM80 224H81V223H80ZM83 224H84V222H83ZM87 224H88V223H87ZM103 224H104V223H103ZM109 224H110V223H109ZM111 224H113V223L111 222ZM111 224H110V225H111ZM121 224H122V222H121ZM121 224H120V225H121ZM123 224H124V223H123ZM151 224H152V223H151ZM153 224H155V223H153ZM195 224H196V223H195ZM210 224L214 225L212 222H211ZM219 224H220V223H219ZM219 224H218V226H219ZM230 224H231V223H230ZM232 224H233V223H232ZM250 224H251V223H250ZM5 225H6V224H5ZM19 225H20V224H19ZM39 225H40V224H39ZM39 225H37V226H39ZM44 225H45V224H44ZM66 225H67V224H66ZM73 225H74V224H73ZM78 225H79V224H78ZM85 225H86V223H85ZM91 225H92V223H91ZM106 225H107V223H106ZM110 225H109V226H110ZM114 225H115V224H114ZM124 225H125V224H124ZM158 225H159V224H158ZM158 225H157V226H158ZM162 225H163V224H162ZM202 225H203V224H202ZM216 225H217V224H216ZM252 225H253V224H252ZM2 226H3V225H2ZM12 226H13V225H12ZM17 226H18V224H17ZM21 226H22V224H21ZM45 226H47V225H45ZM56 226H58V225L56 224ZM102 226H103V225H102ZM117 226H118V225H117ZM164 226H165V225H164ZM193 226H194V225H193ZM203 226H204V225H203ZM231 226H232V225H231ZM254 226H255V225H254ZM3 227H4V226H3ZM9 227H10V226H9ZM42 227H43V226H42ZM48 227H49V226H48ZM53 227H54V226H53ZM53 227H52V229L55 230V228H53ZM76 227H78V226H76ZM107 227H108V225H107ZM119 227H120V226H119ZM125 227H126V226H125ZM161 227H162V226H161ZM161 227H160V228H161ZM178 227H179V226H178ZM184 227H185V226H184ZM204 227H205V226H204ZM206 227H207V226H206ZM212 227H213V226H212ZM216 227H217V226H216ZM219 227H220V226H219ZM226 227H227V226H226ZM17 228H19V227H17ZM35 228H36V227H35ZM35 228H34V229H35ZM37 228H38V227H37ZM39 228H40V227H39ZM45 228H47V227H45ZM50 228H51V226H50ZM56 228H57V227H56ZM63 228H64V227H63ZM74 228H75V227H74ZM88 228H89V227H88ZM88 228L85 229V230H88ZM94 228H95V226H94ZM121 228H122V227H121ZM126 228H127V227H126ZM157 228H158V227H157ZM189 228L192 229V226L189 227ZM195 228H196V227H195ZM221 228H222V227H221ZM223 228H224V227H223ZM245 228H246V227H245ZM254 228H255V227H254ZM254 228H253V229H254ZM257 228H258V227H257ZM2 229H3V228H2ZM42 229H44V227H43ZM47 229H48V228H47ZM82 229H83V228H82ZM82 229H81L80 231H83V230H84V229H83V230H82ZM97 229H98V228H97ZM107 229H108V228H106L105 230H107ZM115 229H117V228H115ZM122 229H123V228H122ZM181 229H182V228H181ZM196 229L199 230V225L197 226ZM196 229H195V230H196ZM207 229H208V228H207ZM215 229H216V228H215ZM226 229H227V228H226ZM247 229H248V228H247ZM247 229H246V230H247ZM259 229H260V227H259ZM70 230H71V228H70ZM85 230H84V232H85ZM95 230H96V229H95ZM108 230H109V229H108ZM113 230H114V229H113ZM156 230H157V229H156ZM159 230H161V229H158V231H159ZM182 230H183V229H182ZM182 230H181V231H182ZM185 230H186V229H185ZM189 230H190V229H189ZM210 230H211V229H210ZM235 230H236V229H235ZM254 230H256V229H254ZM45 231H46V230H45ZM49 231H51V230H49ZM64 231H65V230H64ZM71 231L73 232V228H72ZM71 231H70V233H71ZM77 231H78V230H77ZM89 231H90V230H89ZM97 231H98V230H97ZM111 231H112V230H111ZM117 231H118V230H117ZM122 231H123V230H122ZM176 231H177V230H176ZM192 231H193V230H192ZM196 231H197V230H196ZM196 231H195V232H196ZM199 231H200V230H199ZM250 231H251V230H250ZM3 232H5L4 234H7V232H6L5 230H3ZM3 232H2V233H3ZM13 232H14V231H13ZM42 232H43V231H42ZM67 232H69V231L67 230ZM75 232H76V231H75ZM94 232H95V231H94ZM105 232H106V231H105ZM124 232H125V231H124ZM165 232H166V231H165ZM172 232H173V231H172ZM177 232H178V231H177ZM202 232H203V231H202ZM205 232H206V231H205ZM228 232H229V231H228ZM46 233H47V232H46ZM77 233H78V232H77ZM79 233H81V232H79ZM121 233H122V232H121ZM155 233H156V232H155ZM170 233H171V232H170ZM183 233H184V232H183ZM186 233H187V232H186ZM196 233H197V232H196ZM200 233H201V231H200ZM206 233H207V232H206ZM208 233L212 234V232H209V230H208ZM231 233L233 234L234 232H231ZM44 234H45V232H44ZM62 234H63V233H62ZM64 234H65V233H64ZM73 234H74V233H73ZM88 234H90V233H88ZM93 234H94V233H93ZM104 234H105V233H104ZM104 234H103V235H104ZM111 234H114V233L111 232ZM118 234H120V233H118ZM176 234H177V233H176ZM190 234H191V233H190ZM9 235H10V234H9V232H8V236H9ZM14 235H15V234H14ZM18 235H19V234H18ZM21 235H22V234H21ZM21 235H19V236H21ZM55 235H56V234H55ZM71 235H72V234H71ZM103 235H101V236H103ZM164 235H166V234H164ZM194 235H195V234H194ZM199 235H201V234H199ZM238 235H239V234H238ZM247 235H248V233H247ZM19 236H18V237H19ZM67 236H68V235H67ZM115 236H117V235H115ZM123 236H124V235H123ZM157 236H158V235H157ZM174 236H175V235H174ZM180 236H181V235H180ZM190 236H191V235H190ZM72 237H73V236L70 237V235H69V238H70V239H71ZM90 237H92V236H90ZM93 237L95 238V235H94ZM117 237H118V236H117ZM167 237H168V236H167ZM169 237H170V236H169ZM171 237H172V236H171ZM228 237H229V236H228ZM3 238H4V237H3ZM10 238H11V237H9V239H10ZM15 238H16V236H15ZM67 238H68V237H67ZM85 238H86V237H85ZM85 238H84V239H85ZM107 238H108V237H107ZM155 238H156V236H154V239H155ZM158 238H159V237H158ZM172 238H173V237H172ZM181 238H182V237H181ZM198 238H199V237H198ZM17 239H18V238H17ZM24 239H25V238H24ZM24 239H23V240H24ZM88 239H89V238H88ZM100 239H101V238H100V236H99V241H100ZM108 239H109V238H108ZM173 239H174V238H173ZM178 239H179V238H178ZM183 239H184V238H183ZM195 239H197V238L195 237ZM209 239H210V238H209ZM255 239H257V235H256V238H255ZM255 239H253V240H255ZM12 240H13V239H12ZM60 240H61V239H60ZM63 240H64V239H63ZM63 240H61V241H62L61 243H63ZM68 240H69V239H68ZM79 240H80V239H79ZM82 240H83V239H82ZM91 240H92V239H91ZM112 240H113V239H112ZM117 240H118V239H117ZM6 241H7V240H6ZM49 241H51V240H49ZM56 241H57V240H56ZM58 241H59V240H58ZM71 241H72V239H71ZM105 241H106V240H105ZM105 241H104V242H105ZM192 241L194 242V240H192ZM197 241H198V240H197ZM8 242H11V240L8 241ZM25 242H26V241H25ZM45 242H46V241H45ZM52 242H53V241H52ZM110 242H111V241H110ZM126 242H127V241H126ZM158 242H159V241H158ZM4 243H5V242H4ZM49 243H51V242H49ZM55 243H56V242H55ZM55 243H54V244H55ZM71 243H73V242H71ZM88 243H90V242H88ZM114 243H115V242H114ZM117 243H118V242H117ZM180 243H182V241L179 242V243H177V245L180 244ZM186 243H187V242H186ZM188 243H189V242H188ZM235 243H236V242H235ZM258 243H259V242H258ZM258 243H257V245H258ZM5 244H6V243H5ZM17 244H18V243H17ZM42 244H43V243H42ZM45 244H47V243H44V245H42V246L45 247ZM59 244H60V243H59ZM59 244H58V245H59ZM64 244H65V241H64ZM80 244H81V242H80L79 244H77V245L79 246ZM82 244H83V243H82ZM82 244H81V245H82ZM111 244H112V242H111ZM111 244H110V245H111ZM153 244H155V243H153ZM193 244H195V243H193ZM198 244H200V243H198ZM232 244H233V243H232ZM248 244H249V243H248ZM19 245H20V244H19ZM24 245H25V244H24ZM34 245H35V244H34ZM48 245H49V244H48ZM48 245H47V247H48ZM56 245H57V244H56ZM58 245H57V246H58ZM75 245H76V244H75ZM77 245H76V246H77ZM117 245H118V244H117ZM120 245H121V244H120ZM168 245H169V244H168ZM173 245H174V244H173ZM196 245H197V242H196ZM227 245H228V244H227ZM237 245H238V244H237ZM260 245H263V242H262V244L260 243ZM9 246H11V245H9ZM9 246H7V247H9ZM12 246H13V245H12ZM12 246H11V247H12ZM17 246H18V245H17ZM39 246H40V244H39ZM53 246H54V245H53ZM76 246H75V247H76ZM86 246H87V245H86ZM86 246H85V247H86ZM111 246H113V245H111ZM111 246H110V247H111ZM174 246H175V245H174ZM205 246H206V245H205ZM40 247H41V246H40ZM65 247H66V246H65ZM75 247H73L74 250H75ZM124 247H126V246H124ZM163 247H164V246H163ZM165 247H166V244H165ZM167 247H168V246H167ZM178 247H179V245H178ZM187 247H190V246L188 245ZM191 247H192V245H191ZM198 247H199V246H198ZM247 247H248V246H247ZM253 247H256V246L254 245ZM257 247H258V246H257ZM263 247H264V246H263ZM5 248H6V247H5ZM14 248H16V247H14ZM25 248H27V247H25ZM25 248H24V249H25ZM50 248H52V247H50ZM53 248H54V247H53ZM59 248H60V247H59ZM73 248H72V250H73ZM111 248H112V247H111ZM114 248H117L116 245H114ZM228 248H229V246H228ZM258 248H260V246H259ZM9 249H10V251L12 250L11 248H9ZM20 249H21V248H20ZM60 249H61V248H60ZM112 249H113V248H112ZM112 249H111V250H112ZM182 249H184V248H177V249H175V250H176V256L179 258V260L182 259V258H184V257H186V255H188V254H186V252H185L184 250H182ZM185 249H186V248H185ZM192 249H193V248H192ZM195 249H196V248H195ZM195 249H194V250H195ZM230 249H231V248H230ZM250 249H251V248H250ZM252 249H253V248H252ZM4 250H5V249H3V251H4ZM6 250H7V249H6ZM21 250H23V249H21ZM21 250L19 251L20 253L23 252V251H21ZM25 250H26V249H25ZM25 250H24V251H25ZM28 250H29V248H28ZM47 250H49V249H47ZM108 250H110V249H107V252H108ZM111 250H110L109 252H111ZM164 250H165V249H164ZM173 250H174V248H173ZM201 250H203V249H201ZM201 250H200V251H201ZM232 250H233V249H232ZM246 250H247V249H246ZM253 250H254V249H253ZM253 250H252V251H253ZM8 251H9V250H8ZM32 251H33V249H32ZM79 251H80V250H79ZM79 251H78V252H79ZM117 251H118V250H117ZM122 251H123V246H122ZM125 251H126V248H125ZM154 251H155V250H154ZM157 251H158V250H157ZM252 251H251V253H252ZM1 252H2V251H1ZM37 252H41V251H35V252H34L35 255H37ZM69 252H70V251H69ZM71 252H72V251H71ZM102 252H103V251H102ZM168 252H169V251H168ZM192 252H196V250H195V251H192ZM258 252H259V250H258ZM28 253H29V252H28ZM30 253H31V252H30ZM60 253H61V252H60ZM60 253H58V254H60ZM63 253H64V252H63ZM73 253H74V252H73ZM73 253H72V254H73ZM76 253H77V252H76ZM111 253H112V252H111ZM115 253H116V252H115ZM159 253H160V252H159ZM161 253L163 254V252H161ZM262 253H263V252H262ZM8 254H9V253H8ZM26 254H27V253H26ZM45 254H46V253H45ZM53 254H54V253H53ZM106 254H107V253H105V255H106ZM120 254H121V253H120ZM120 254H117V255H120ZM125 254H127V253L124 252V255H125ZM167 254H168V253H167ZM190 254H191V253H190ZM190 254H189V256H190ZM195 254H196V253H195ZM201 254H202V252H201ZM201 254H199V255H201ZM222 254H223V253H222ZM225 254H226V253H225ZM235 254H236V253H235ZM253 254H254V253H253ZM19 255H20V254H19ZM22 255H25V254H22ZM40 255H41V254H40ZM43 255H44V254H43ZM191 255H192V254H191ZM205 255H206V254H205ZM227 255H228V254H227ZM249 255H250V254H249ZM263 255H264V254H263ZM11 256H12V255H11ZM27 256H28V255H27ZM53 256H54V255H53ZM70 256H71V255H70ZM70 256H69V257H70ZM75 256H76V255H75ZM102 256H104V255H102ZM121 256L124 257L123 255H121ZM162 256H164V255H162ZM167 256H168V255H167ZM201 256H202V255H201ZM201 256H198V257H201ZM257 256H258V255H257ZM260 256H261V255H260ZM6 257H7V256H6ZM18 257H19V256H18ZM24 257H26V256H24ZM24 257H23V258H24ZM69 257H68V258H69ZM105 257H106V256H105ZM122 257H121V258H122ZM154 257H155V256H154ZM160 257H161V256H160ZM172 257H173V256H172ZM177 257H176V259H177ZM203 257H205L204 254H203ZM9 258H10V257H9ZM20 258H21V257H20ZM29 258H30V256H29ZM32 258H33V256H32ZM35 258H36V257H35ZM68 258H67V259H68ZM98 258H99V257H98ZM115 258H116V257H115ZM118 258H119V257H118ZM169 258H170V257H169ZM169 258H167V259H169ZM174 258H175V256H174ZM186 258H187V257H186ZM189 258H190V257H189ZM221 258H222V257H220V259H221ZM255 258H257V257H255ZM0 259H1V258H0ZM38 259H39V257H38ZM49 259H51V258H49ZM54 259H56V257H55ZM71 259H72V258H71ZM105 259H106V258H105ZM119 259H120V258H119ZM153 259H154V258H153ZM157 259H158V258H157ZM194 259H195V258H194ZM201 259H202V258H201ZM204 259H205V258H204ZM220 259H219V260H220ZM245 259H246V258H245ZM4 260H5V259H4ZM6 260H7V259H6ZM8 260H9V259H8ZM8 260H7V261H8ZM22 260H24V259H22ZM22 260H21V261H22ZM30 260H31V259H30ZM44 260H45V259H44ZM72 260H73V259H72ZM102 260H104V259H102ZM102 260H101V261H102ZM107 260H108V259H107ZM113 260H114V259H113ZM115 260H116V259H115ZM115 260H114V261H115ZM163 260H164V259H162V261H163ZM189 260H191V259H189ZM197 260H199V258H197ZM202 260H203V259H202ZM202 260H201V261H202ZM224 260H225V259H224ZM231 260H232V259H231ZM242 260H243V258H242ZM242 260H241V261H242ZM2 261H3V260H2ZM32 261H33V260H32ZM55 261H56V260H55ZM57 261H58V260H57ZM59 261H60V260H59ZM67 261H68V260H67ZM105 261H106V260H105ZM116 261H117V260H116ZM121 261H122V260H121ZM124 261H125V258H124ZM180 261H181V260H180ZM185 261H186V260H185ZM216 261H217V260H216ZM234 261H235V259H234ZM0 262H1V261H0ZM22 262H23V261H22ZM51 262H52V261H51ZM96 262H97V261H96ZM102 262H103V261H102ZM118 262H119V261H117L116 263H118ZM125 262H126V261H125ZM155 262H156V261H155ZM168 262H169V261H168ZM222 262H223V260H222ZM226 262H227V260H226ZM226 262H224V263H226ZM230 262H231V261H230ZM232 262H233V261H232ZM1 263H2V262H1ZM23 263H24V262H23ZM47 263H48V261L46 262V264H47ZM53 263H55V262L53 261ZM63 263H65V262L62 261L61 264H63ZM104 263H105V262H104ZM111 263H113V261H112ZM119 263H120V262H119ZM122 263H123V262H122ZM122 263H121V264H122ZM150 263H151V262H150ZM156 263H157V262H156ZM160 263H161V262H160ZM166 263H167V262H166ZM170 263H171V262H170ZM196 263L198 264L199 262H196ZM196 263H195V264H196ZM241 263H243V262H241ZM241 263H240V264H241ZM244 263H245V262H244ZM17 264H19V263L17 262ZM28 264H29V263H28ZM57 264H60V262H58ZM65 264H68V263L66 262ZM78 264H79V263H78ZM92 264H93V263H92ZM99 264H100V263H99ZM113 264H114V263H113ZM124 264H125V263H124ZM174 264H175V263H174ZM200 264H201V263H200ZM203 264H204V263H203Z\"/></svg>", "mask_w": 264, "mask_h": 264}]
</instances>
